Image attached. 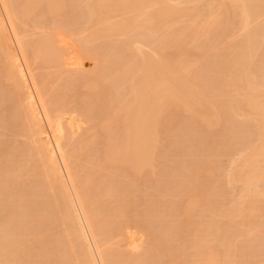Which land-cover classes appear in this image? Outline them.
<instances>
[{"label": "rangeland", "instance_id": "1", "mask_svg": "<svg viewBox=\"0 0 264 264\" xmlns=\"http://www.w3.org/2000/svg\"><path fill=\"white\" fill-rule=\"evenodd\" d=\"M17 1V3H20L21 2V4L23 3L22 1H20V0H16ZM66 1V0H65ZM86 1L87 2H89L90 0H79L78 2H76L75 3V5L73 6V5H71L70 4V0H68V1H66V6L67 5H70V7L69 6H67V9H66V7H65V9L60 13V14H58V15H55V17H53L54 15H52V18H51V15H46V13L47 12H45L44 11V14H43V17H42V15H41V13H43V10L44 9H42V7H40L39 6V9L40 10H35L34 11V13H33V15H31V16H29L28 18H24V23L27 25V26H23L24 24H20L19 26H20V30L23 32V34L25 33V35H26V37H27V39H29L30 40V38H32L31 40H33L31 43H35V41H36V38L38 39L41 35H42V33L44 34V32H46L47 33V31L49 30V29H47V31H45V29L42 27V29L43 30H35V29H32V28H28L29 27V25L31 24V23H33L34 24V22H33V20H35L36 22H37V20H40V18H41V24L39 23V22H37L38 24H39V26L41 27L42 26V22H48L47 24H48V28L49 27H51L49 24L50 23H54V21L55 22H57V20H58V22L57 23H60V21H62L63 19L65 20V19H67V17H68V15L72 12V13H74V12H76V14L74 13V14H70L71 16L70 17H68V19L67 20H65L66 22H64V20L62 21L63 23H65V24H63L62 22L60 23V24H62V25H64L65 27L64 28H66V26H67V24H68V26L70 25V27H71V24L73 23V22H75V27H77L76 28V32L78 33V35L77 36H74V38L73 39H82L83 37H85L86 35H87V33H88V28L90 27V26H88L87 24H86V20H85V15H84V5L86 4ZM143 3L140 5V9L139 10H136V11H134L133 13V16H132V12L130 13V15L132 16V18L131 19H133L134 20V18L135 19H137L139 16H142L141 18H144L145 16H148V15H152V14H154L153 15V17H151V18H154L155 16H157V12H158V10L160 9V5H158V2L159 1H165V3L166 4H163V6L165 7V11H171V10H178L179 12H181L182 11V13H183V15L181 14V16H180V14H178L179 16H180V19L178 18L177 19V21H179L180 20V22L177 24V22L176 21H174L175 19V17L174 16H172V17H174L173 19H172V17H171V19L170 18H165V19H163L162 21H158V19L157 18H154V20L155 19H157V21L159 22V24H158V27L156 28L157 30L155 31V33L153 32H151V31H153V30H155V29H153V30H151V31H148L149 33H147V30L145 31H143V28L141 27V24H144V23H140V26H138V29H137V27L136 26H133L134 28H132L131 27V30H130V26H129V29L128 28H126L125 29V27H124V29H125V31L124 32H117L116 31V34H114L115 33V31L113 32V30L115 29H117L118 30V27H116V25L115 24H119L120 22H121V20H123V16L122 17H119V16H121V15H118V14H120L119 13V11H115V10H118L119 8L117 7V6H112V9L109 7V8H106V9H104V12L105 11H107V15H108V11L110 12L109 13V17L107 18L108 20H107V25H106V27H116V28H114L113 27V29H112V31L111 32H109V36H110V38H106V37H101V38H96L93 42H91V44H90V46L88 45V47L91 49L92 48V50H94V51H97V49H98V51L96 52V53H98L99 55H98V64H97V62L95 61V60H89V59H87L86 60V65H87V67H88V70H86L87 72H84V74H82V73H74L75 75H78L79 77L81 76V78H78V76H76V78H75V76H74V74L72 73V72H67V74H64V69H59V68H56V70H55V68L54 69H52L53 67L51 66V68H50V66H48L49 68L48 69H42V68H46V67H44V66H42V65H37V68H40V70H38V71H36V74H38V75H48V81L50 82H48V84H47V87L49 88L50 87V89L49 90H52V94H53V92H54V96H56L57 97V95H58V92H60L59 91V89L61 88V87H64L65 86V88L67 87V90L69 89L70 90V92H68V94L69 93H71V94H69V96L71 97L72 95H74L75 94V96H72L73 98L75 97V99H73V98H71V102H72V106L74 107V102H81L82 100L81 99H85V101L84 102H81L82 104H83V106H85L86 105V107L88 108V106L87 105H89V104H92V105H89L90 107V111H92L91 113H93L94 114V117L92 116L93 114H91V117H93L92 119L95 121V122H97V123H101L100 121L102 120V122H103V120L105 121L107 118H108V121H109V123H111L112 125H113V123L114 124H116L115 122H117V126L118 125H120L121 124V122H122V120L121 119H123V116L122 115H124V112L123 111H125L124 109H125V107L127 106L126 104H128V103H130L131 101V96H132V98H133V96L135 97V96H137L138 94V92H136V87H135V90L133 89L134 88V86H136V79H137V77H133V74H135V72L133 73H131L130 71H133V69L135 70V68H137V65H139V62L140 61H143V59H141V58H144L145 56H143V55H145V54H147V56H151V58H148V61L149 62H153V64L154 65H156V66H159V68L160 69H163V70H165L167 73H168V77L170 78V80H172L173 81V83H174V85H176V87H178L177 86V84H178V82H176L177 81V79H179L178 77L180 76V75H182V76H180V77H183V78H180V80L181 79H185V81H186V84H184V83H182V84H184L183 86H184V89L188 92V91H191V90H194V86H193V84L194 85H197L198 87H200V88H203V86H204V88L202 89V90H205V89H208V90H205L204 92L211 98L210 100H213L212 101V103L215 105V103H216V105H215V107H216V110H217V112H218V118H217V120H216V122L214 123V124H212V126H210V125H206V126H204V122L202 121V120H194L193 119V117H192V115L193 114H191V115H189L190 114V112H187V110H188V108H183L182 107V109L180 108L181 106H178L177 104H175L176 105V107L175 106H173L174 105V100H172V95L170 96H168V98H167V101H166V99H165V102L166 103H168L167 105L165 104V102H160V105L162 106V109H161V112H160V114H159V116L157 117V118H155L154 119V121H152V123H153V126L152 127H150L149 129H148V131H147V133H146V142H145V145H147V146H152V147H154V156H152V158H149L148 160H147V166L146 167H144V168H142V170L140 171V173L139 174H134L132 171H130V170H126L125 168H123L121 165H118V164H113V165H110V167H107V166H109V165H107V164H105L104 163V161H105V153H106V151H105V145H104V142H105V144H106V139H105V137H104V135H105V133L103 134V132H99L98 130H97V132L98 133H96V128L94 129V127L93 128H91V125H90V127H89V125H87L86 127H84V125L82 126V128L84 127V129L86 130H84L82 133H81V135L82 134H84L82 137H81V139L79 140V141H76V143H78V142H80V141H83V139H86V138H89L88 140H90L92 137H93V142H91L90 143V141H88L87 139L86 140H84V143L85 144H87L88 142L90 143L88 146H90L89 148H90V157L89 158H93L92 160L93 161H95L94 163L96 164V163H98V164H96L97 166H101L102 164L104 165L105 164V166H103V169H101L102 170V172L101 171H99L100 173H99V175H98V171L97 172H95L96 174L95 175H97V176H93L94 177V179L92 178L91 179V181L92 182H89V186H87V191H88V188H90L89 190L91 191V189H92V191H91V195H93V194H97L98 195V188L100 189L99 191H101V189H103V187H108V186H110V184H112V185H115L116 184V181L114 182L113 181V178L115 179V180H117V182H120V183H124V184H119V183H117L116 185H115V187L113 188L114 189V194H112L111 196H109V197H105L103 194H102V192H100L102 195H103V197H101V196H99L100 197V203L101 204H99V211H102V212H100V213H102V214H105L106 213V211H103V210H105V207H109V209L108 208H106V209H108L107 211H108V214L106 213V215L105 216H109V214L111 213L112 214V212H115V210L114 209H116V211H118V209L120 208L121 209V214L124 212V215L122 214H120V209H119V213H116V214H120L121 215V217H120V215H116L115 217L116 218H114V217H109L108 219H106V220H102V222H101V225H102V228H107L108 227V229H106V232L108 231V232H110L109 231V228L110 229H113V227L115 228H117L118 229V227H119V229L118 230H120V232L119 233H116L119 237L121 236V235H123V237H120V238H118V237H116V240H113V239H115V238H113L112 240H110L105 246H103V249L104 250H107V252L110 254L111 252H113V253H117L116 255L118 256V255H120V256H118V257H116L117 258V260H119L120 262H118L117 261V263L116 264H127L128 262H127V260H128V258H130V256H131V259L130 260H132V258H134L135 257V255H136V257H135V259H133V261H135V260H141V263L140 264H151L152 263V261H155V262H153L152 264H156L157 262V264H168V263H165V261L167 262V261H170V263L171 264H173V262H174V260H176L175 262H174V264H180L181 262V264H186V263H188L189 261H190V259L192 260L193 259V254L191 253V252H193V250L191 249V245H190V242L192 243V239H193V237H194V235L195 234H198L197 232H199V231H201V230H199L202 226H203V224L205 223V221H206V219L208 218H211L210 216H211V214H213L215 217L214 218H217V217H219V216H217L216 217V215H218L216 212H218L220 209H222L223 208V206H221L220 207V209L218 210V211H215L219 206H220V204L221 205H225L224 206V208L223 209H225V208H229L228 206H232L234 203H235V201H237L238 200V197H240V195L242 194V192L243 191H245V190H249V189H254V190H257V192L255 193V196H254V199H253V195H252V197L249 199V197H248V199H247V195L245 196V195H243L244 197H246V200L247 201H251L250 203H252V202H254L255 203V205L256 206H258V208H259V206L261 207L260 209L261 210H264V209H262L263 208V206H264V196L263 197H261V195H262V191H264V178H260V179H258V180H256V181H254V186H255V188H254V186H251V187H246L245 185H244V181H242L241 179H237V181H239L240 180V182H238V183H235V182H237V181H235V182H233V184L235 183V185H231L230 184V181H229V176H231L233 173H231L232 171H234L235 172V170L236 171H238L239 169V172L242 170L240 167L239 168H237L236 167V165L238 164L239 165V163H241L242 162V160H244V158H241L242 156L243 157H245L246 156V154H247V152L250 150V147L251 148H253V146L256 144L257 145V143H258V140H257V138H258V127H257V124H256V121L255 120H257V117L254 115V114H252V112H250L249 110H247V109H245V107L243 108V110L245 109L246 110V112H244L243 110H241L242 111V113L241 112H238V116L236 117V115H231L230 113H224V112H226L225 110H224V112L222 111V107H223V103H226V101H227V98L226 97H224V96H221L222 97V99H221V97H219V98H217L218 96H216L217 94H215L216 92V88L218 89V87L221 85V82L222 81H220V78H218L217 76H221V74L223 73V71H225V69H226V66H225V62H227V61H229V59L231 60L232 58H230L231 56H233V54H234V52L232 53V55H230L231 53L230 52H232V49L230 50V48H231V46H233V45H238L239 43H241L240 41L242 40L243 41V35H242V33H241V31H239L240 30V26H238L237 25V22L239 21V17L236 15V14H234V11L235 10H233L234 8V6H232V4L230 3V0H225L224 1V4L222 3V1L220 2V0H215L216 2H214V5H213V2H212V0H141ZM154 1V2H153ZM170 1V2H169ZM214 1V0H213ZM228 1V2H227ZM245 2H249L250 3V5L254 8L255 6H258V5H254V3H259L260 5L259 6H263L264 5V0H259V2H258V0H244ZM67 2H69V3H67ZM153 2V3H152ZM168 2V3H167ZM156 3V4H155ZM175 3V4H174ZM21 4H19V5H21ZM79 4V5H78ZM83 4V5H82ZM151 4V5H150ZM153 4H155L154 6H153ZM177 4V5H176ZM231 4V5H230ZM78 5V6H77ZM212 6V7H210V6ZM41 6H43V5H41ZM75 6H77V7H75ZM80 6V7H79ZM222 6V7H221ZM258 6V7H259ZM44 7V6H43ZM72 7V8H71ZM74 7V8H73ZM175 7H177V8H175ZM210 7V8H209ZM220 7V8H219ZM45 8V7H44ZM68 8H69V10H68ZM76 8V9H75ZM83 8V9H82ZM180 8H182V9H180ZM184 8V9H183ZM203 8H205V9H207V8H209V9H220V16H221V25L220 26H222L221 28H219V29H217V28H214L213 29V32H211V34L213 35L212 37L209 35V36H206L205 38L203 37V35H202V37H201V35H200V37L201 38H199V39H197V36H195L192 32L190 33V31H193V29H195L194 27H197L196 25L197 24H199V22H198V20L199 19H197V21H196V17H194V15L196 16L197 14H198V12H202L203 10H205V9H203ZM257 8V7H256ZM72 9H75L74 11L72 10ZM110 9H111V11H110ZM113 9H115V10H113ZM67 10V11H66ZM81 10V11H80ZM83 10V11H82ZM68 11H71L70 13H68ZM41 12V13H40ZM82 12V13H81ZM103 12V11H102ZM101 12V13H102ZM118 12V13H117ZM175 12V11H174ZM39 13V14H38ZM80 15H79V14ZM140 13H141V15H140ZM148 13H150V14H148ZM176 13V12H175ZM82 14V15H81ZM104 14V13H103ZM144 14V15H143ZM167 14V13H166ZM177 14V13H176ZM187 14V15H186ZM38 17H37V16ZM41 15V16H40ZM46 16V18L49 20H46V18H44L45 16ZM74 15V16H73ZM129 15V16H130ZM134 15H135V17H134ZM262 15H264L263 13H262ZM262 15H260V17L258 18V16L257 17H253L252 19H251V21L249 22L250 24L248 25L249 27V30H251L252 29V31L254 30V29H256L254 32H252L253 33V37H252V40H251V42H252V47H253V50H254V44H256L255 45V52H253V53H255V54H253V56H252V59H254L252 62H254V64L253 65H251L249 68H250V70H251V73H253V76H257V77H253L254 79H253V81H254V84H255V86L256 87H259L260 85V87H263L264 86V30H263V28L262 27H264V19H263V17L264 16H262ZM40 16V17H39ZM65 17V16H67V17H65V18H63V17ZM81 16V17H80ZM114 16V17H113ZM129 16L127 17L128 19H130L129 18ZM179 16H177V17H179ZM193 16V17H192ZM31 17V18H30ZM75 17V18H74ZM83 17V18H82ZM137 17V18H136ZM185 17V18H184ZM262 17V18H261ZM30 18V19H29ZM33 18V19H32ZM37 18V19H36ZM56 20H55V19ZM140 18V20L142 21L143 19H141ZM183 18V19H182ZM257 18V19H256ZM51 19H53V20H51ZM71 19H74V21H72ZM32 20V21H31ZM70 20V21H69ZM133 20H131V21H133ZM137 20H139V19H137ZM31 21V22H30ZM120 21V22H119ZM182 21H185V22H183V23H181ZM30 22V23H29ZM70 22H71V24H70ZM79 22V24H77ZM83 24H82V23ZM109 22V23H108ZM117 22H119V23H117ZM134 22H135V20H134ZM136 22H138V21H136ZM169 22V23H168ZM172 22V23H171ZM193 22V23H192ZM240 22V21H239ZM238 22V23H239ZM128 23H129V21H128ZM139 23H137V24H139ZM155 23H156V20H155ZM163 23V24H162ZM165 23V24H164ZM196 23V24H195ZM46 24V25H47ZM54 24H56V23H54ZM78 26H77V25ZM131 24V26H132V23H130ZM133 24H135V23H133ZM157 24V23H156ZM172 24H175V25H172ZM193 24V25H192ZM195 24V25H194ZM235 24V25H234ZM32 25V24H31ZM45 25V24H44ZM59 25V24H58ZM95 25V24H94ZM94 25H93V27H94ZM129 25V24H128ZM136 25V24H135ZM172 25V26H171ZM178 25V26H177ZM192 25V26H191ZM23 26V27H22ZM61 26V25H60ZM83 26H85L84 28L85 29H83L82 27ZM96 26V30H98L99 29V27H100V25L99 24H97V25H95ZM98 26V27H97ZM119 26V25H118ZM167 26V27H166ZM169 26V27H168ZM181 26H182V28H181ZM258 26H260L259 28H258ZM26 27H27V29H26ZM30 27H32V26H30ZM75 27H74V29H75ZM91 28V29H95V27L94 28ZM141 27V28H140ZM162 27V28H161ZM164 27V28H163ZM185 28V30H180V29H184ZM22 28V29H21ZM79 28V29H78ZM82 28V29H81ZM121 28V27H120ZM119 28V29H120ZM174 28V29H173ZM175 28H177V30H175ZM234 28L236 29V30H234ZM254 28V29H253ZM262 28V29H261ZM128 29V30H127ZM160 29V30H159ZM233 29V30H232ZM261 29V30H260ZM260 30V31H259ZM32 31V32H31ZM81 31V32H80ZM119 31H123V30H119ZM158 31V32H157ZM176 31V32H175ZM230 31H232V32H230ZM263 33H262V32ZM85 32V33H84ZM173 32V33H172ZM256 32H257V34H256ZM27 33V34H26ZM36 33V34H35ZM144 33V34H143ZM158 33V34H157ZM183 33V34H182ZM232 33V34H231ZM250 33H251V31H250ZM251 33V34H252ZM261 35H259V34ZM33 34V35H32ZM80 34V35H79ZM81 34H83V35H81ZM89 34V33H88ZM143 35V37H142V35ZM186 34V35H185ZM191 34H193L194 36L193 37H191ZM166 35V36H165ZM182 35V36H181ZM259 35V36H258ZM166 38H165V37ZM176 37V39H178V40H176L175 39V37ZM145 37V38H144ZM147 37V38H146ZM168 37V38H167ZM173 37H174V39L176 40V42H175V40H174V44L172 43L173 42V40L172 41H170L171 40V38L173 39ZM179 37V38H178ZM208 37H210V39L208 38ZM242 37V38H241ZM162 38V39H161ZM184 38V39H183ZM191 38H194V40H192ZM263 38V39H262ZM98 39V40H97ZM189 39V40H188ZM209 39V40H208ZM235 39V40H234ZM30 40V41H31ZM174 45H172V44H168L169 43V41ZM183 40V41H182ZM238 40V41H237ZM158 41V42H157ZM164 41V42H163ZM194 41H196V42H194ZM236 41L238 42L237 44H236ZM256 43H255V42ZM138 42H140V43H138ZM179 42V43H178ZM229 42H231V43H233V44H230ZM76 43V42H75ZM165 43V44H164ZM179 45H178V44ZM138 44V45H137ZM141 44V45H140ZM156 44V45H155ZM168 44V45H167ZM229 44H230V46H229ZM167 45V46H166ZM170 45H171V47H170ZM166 46V47H165ZM169 46V47H168ZM95 47V48H94ZM155 47V48H154ZM157 47V48H156ZM173 47V48H172ZM135 48V49H134ZM153 51V52H155V53H153V52H151V50ZM136 50H137V52H136ZM162 52H161V51ZM217 50V51H216ZM105 51H107L106 53H103V52H105ZM110 51V52H109ZM135 51V52H134ZM226 51V52H225ZM230 51V52H229ZM112 52H113V54H114V56L112 55ZM145 52V53H144ZM157 52V53H156ZM159 52V53H158ZM216 52V53H215ZM139 53H140V55H139ZM143 55H142V54ZM150 53V54H149ZM153 53V54H152ZM221 53H222V55H221ZM102 54V55H101ZM104 54H107V56L109 57H104L105 55ZM152 54V55H151ZM161 54V55H160ZM214 54L215 55H217V57H218V59H216L217 57L216 56H214ZM224 54H225V56H224ZM229 54V55H228ZM221 55V56H220ZM227 55V56H226ZM111 56V57H110ZM147 56H146V58H147ZM158 58H157V57ZM166 56V57H165ZM214 56V57H213ZM115 58V59H113V61L111 60V58ZM224 57H226V58H224ZM133 58V59H132ZM153 58H154V61H153ZM156 58L157 59H159L160 58V63H158V60H156ZM170 58V59H169ZM223 58V59H222ZM228 58V59H227ZM105 59H109V62L107 63V60H106V65H105V61L104 60ZM138 59H140V61L138 60ZM166 59V60H165ZM100 60V61H99ZM155 60H156V62H155ZM168 60V61H167ZM225 60V61H224ZM115 61V64L113 63ZM133 61V62H132ZM137 61H139V62H137ZM163 63H162V62ZM168 63H170V64H168ZM217 61V62H216ZM222 62V64H221V62ZM100 62H102V64L100 63ZM104 62V63H103ZM110 63V64H109ZM132 63L134 64L133 66H132ZM141 63V62H140ZM176 65H175V64ZM185 63V64H184ZM212 63H213V65H212ZM216 63V64H215ZM96 64V65H95ZM130 64V65H129ZM137 64V65H136ZM150 64H152V63H150ZM159 64H163V66H164V68H162V67H160L161 65H159ZM221 64V65H220ZM102 65V66H101ZM110 65H113L112 67L110 66ZM116 65V66H115ZM123 65V66H122ZM127 65V66H126ZM172 65V66H171ZM183 65H184V67H183ZM210 67H209V66ZM100 66V67H99ZM105 66V67H104ZM107 66H109L108 68H107ZM119 66V67H118ZM125 66V67H124ZM133 68H132V67ZM179 66H180V68H179ZM205 66V67H204ZM211 66H212V70H211ZM223 66H225V68L223 67ZM95 69H94V68ZM99 67V68H98ZM103 67H104V69H103ZM114 67V68H113ZM122 67L123 68H127L125 71L122 69ZM130 67L132 68V70H130ZM135 67V68H134ZM166 67H167V69L168 70H166ZM181 67H183V68H181ZM1 68V67H0ZM119 68V69H118ZM121 68V69H120ZM178 68H179V70H178ZM214 68V69H213ZM219 68V69H218ZM221 68H223V69H221ZM42 69V70H41ZM107 69H109V72L107 71H103V70H107ZM117 69H118V71H117ZM181 69H182V71L185 69V73L184 74H182L183 72L181 71ZM218 69V70H217ZM2 70V69H1ZM0 70V71H1ZM54 70V71H53ZM110 70H111V72H110ZM210 70L212 71L211 73L213 74V72H214V74L212 75V74H210ZM53 71V72H52ZM57 71V72H56ZM60 71V72H59ZM115 71V72H114ZM117 71V72H116ZM122 71H124V74H123V72ZM180 72V73H178V72ZM189 71H190V73H189ZM221 71H222V73H221ZM26 72V71H25ZM56 72V73H55ZM66 72V71H65ZM119 72H121L123 75H124V77H123V75H121V73H119ZM130 72V73H129ZM172 72L173 73H175V74H177L178 75V77H176V76H174L173 74H172ZM182 72V73H181ZM196 72V73H195ZM199 72H200V74H199ZM221 73V74H219V73ZM116 73V74H115ZM215 73H216V75H215ZM0 86L2 87H0V108H2L1 110H0V123H1V125H0V153H1V156L0 157H5L4 158V160H3V158L1 159L0 158V160H2L1 162H0V177H1V175H3L2 177H1V179H0V181L1 180H3L4 178H5V176H7V178H5V179H11L10 177L12 176V173L11 172H13V174H17V176H18V173H19V171H21V169L22 168H25V166H24V164H27L26 162H28L29 163V161H30V158H28L29 156H30V144H29V140L27 139L26 140V138L23 136V137H21L22 135H18V138H17V136H15V135H13V132H12V128H11V125L12 124H14V122L13 121H15V120H13V118H10L8 115H10L9 114V112H11L12 110H13V112L15 113L16 112V107H17V102L19 101V100H17L18 98H17V96H20V94L18 95V93L17 92H15L16 90H14V88L12 87V84H11V82L6 78V75H4L3 76V72H0ZM73 74V75H72ZM97 74V75H96ZM110 74V75H109ZM139 75H138V77L140 76V75H144V72H142V74H140V73H138ZM180 74V75H179ZM198 74V75H197ZM219 74V75H218ZM51 76V78L52 79H50V76ZM63 75H65L66 77H69L68 78V82L66 81L65 82V80H67V78L66 77H64ZM71 76V80H69L70 79V76ZM82 75H83V77H82ZM114 75L117 77L118 76V79L117 78H115L114 77ZM187 75V76H186ZM208 75H211L212 76V78H211V76H209L208 77ZM64 77V78H62V77ZM72 76L75 78V80H73L74 78H72ZM107 76H109L108 78H107ZM123 78H122V77ZM128 76V77H127ZM189 76V78L186 80V78ZM195 76V77H194ZM215 76V77H214ZM98 77V78H97ZM104 77H105V79H106V81H105V79H104ZM121 77V78H120ZM174 77V78H173ZM177 79H176V78ZM190 77L192 78V80L190 79ZM198 77V78H197ZM217 77V79H215ZM57 78H59V79H57ZM95 78V79H94ZM97 78V79H96ZM101 78L102 79H104V80H101ZM119 78H120V80H119ZM168 78V79H169ZM172 78V79H171ZM197 78V79H196ZM258 78V79H257ZM29 79H30V77H29ZM80 79H83V83L81 82V84L79 83L80 82ZM115 79V80H114ZM129 79V80H128ZM130 79H131V81L133 82V79H135L134 80V84L132 83V82H130ZM222 79V78H221ZM73 80V82L74 83H69L70 81H72ZM78 82H77V81ZM91 80V86H89L88 85V87L86 86V87H84V82H85V84H86V82H88L89 83V81ZM97 80V81H96ZM100 80V81H99ZM122 80V81H121ZM203 80V81H202ZM109 81H111V82H109ZM119 81V82H118ZM191 81L193 82V84L191 83ZM195 81V82H194ZM197 81L199 82V84H201V85H199L198 83H197ZM214 81V82H213ZM217 81H219V82H217ZM97 82V84H95ZM117 82V83H116ZM120 82H122L121 84H120ZM126 82V83H125ZM128 82V83H127ZM64 83H65V85H64ZM66 83H68L67 85H69V84H71L70 86H67L66 85ZM208 83L210 84V85H208ZM75 85V88L73 87V85ZM78 84V85H77ZM120 84V85H119ZM124 86H123V85ZM128 84V85H127ZM190 84V85H189ZM204 84V85H203ZM49 85V86H48ZM64 85V86H63ZM82 85V86H81ZM208 85V86H207ZM212 85V86H211ZM218 85V86H217ZM263 85V86H262ZM72 86V87H71ZM81 86V87H80ZM100 86V87H99ZM54 87V88H53ZM119 87V88H118ZM259 87V88H260ZM56 88V89H55ZM102 88V89H101ZM140 90H139V96H137L138 98H137V105H136V108L134 109V110H136L137 108H141L142 107V105L144 104V103H142L143 101L145 102V100H144V98H146V97H144L145 96V94H148V93H150L149 92V90H147L145 87L144 88H140V87H138ZM211 88H215L214 90H212ZM62 89H64V88H61V91H62ZM75 89V90H74ZM98 89H99V91L101 92H99L98 91ZM3 90V91H2ZM66 90V91H67ZM68 90V91H69ZM77 90V91H76ZM133 90V91H132ZM142 90H143V93H142ZM184 90V91H185ZM210 90L211 91H213V92H210ZM262 91H264V89L262 88L261 89ZM130 91V92H129ZM228 91V90H227ZM234 91V90H233ZM233 91L230 93V90L228 91L230 94H233V95H231L232 97H236V98H238V96L237 95H239V94H237V93H239L240 91H238V92H235L234 91V93H233ZM4 92V93H3ZM6 92V93H5ZM55 92H57V94L55 93ZM104 92H106V93H104ZM135 92V93H134ZM109 95H108V94ZM130 93V95H127V94H129ZM237 95H236V94ZM241 93V92H240ZM14 94V95H13ZM100 94H101V96H103V95H105L104 97H99L100 96ZM103 94V95H102ZM136 94V95H135ZM142 94V95H141ZM212 94V95H211ZM214 94V95H213ZM1 95H4V96H1ZM34 95H35V92H34ZM106 95H108V96H106ZM144 95V96H143ZM213 97L214 96V98H212L211 96ZM129 96V97H128ZM1 97H3V99L1 98ZM15 97H16V99H15ZM58 97H61L60 95H58ZM57 97V98H58ZM79 97V98H78ZM85 97V98H84ZM87 97V98H86ZM112 97V98H111ZM122 97H124V99L122 98ZM172 97V98H171ZM20 98V97H19ZM78 100H80V101H78ZM108 98L109 100H106V99ZM127 98H128V100H127ZM169 98H171L170 100H172V101H169ZM216 98V100H214ZM89 99V100H88ZM93 99V100H92ZM101 100V99H103V101H101L100 103H99V100ZM105 99V100H104ZM134 99V98H133ZM225 99V102L223 101ZM264 96H263V98H260V101L261 102H263V104H264ZM73 100V101H72ZM77 100V101H76ZM86 100H88V104H87V102H86ZM97 100V101H96ZM111 100V101H110ZM126 100L128 101L127 103H126ZM163 100V99H162ZM217 100H220V101H217ZM3 101V102H2ZM91 101V102H90ZM108 103H107V102ZM118 101V102H117ZM215 101H217V102H215ZM95 102H96V105L97 106H95L94 105V109H92L91 110V108H93V104H95ZM105 102V103H104ZM223 102V103H222ZM4 103V104H3ZM15 103V104H14ZM103 103L104 104H107L106 106L105 105H103ZM163 103V104H162ZM176 103V102H175ZM220 103V104H219ZM110 104V105H109ZM126 105V106H124V105ZM219 104V105H218ZM222 104V105H221ZM70 105V107L72 108V106ZM109 105V106H108ZM118 105V106H117ZM129 105V104H128ZM171 105V106H170ZM221 105V106H220ZM102 106V107H101ZM106 107V109L105 110H102L101 108H103V107ZM120 106H124V108L122 109ZM167 106V107H166ZM173 106V107H172ZM12 107V108H11ZM95 107H96V109H95ZM99 107V108H98ZM104 107V108H105ZM114 107V108H113ZM197 108H195V109H198V106H196ZM219 107H221L222 109H221V111H220V108ZM9 110V112H8V110ZM11 108V109H10ZM14 108V109H13ZM103 108V109H104ZM109 108V109H108ZM121 108V109H120ZM179 108V109H178ZM219 108V109H218ZM4 109H6L7 110V112H8V115H6L5 113L6 112H4L5 110ZM170 109V110H169ZM120 110V111H119ZM180 110H182V111H180ZM185 110V111H184ZM200 112L203 110L202 108L200 109H198ZM2 111H3V114H2ZM97 113H96V112ZM98 111H99V113H98ZM101 111V112H100ZM118 111V112H117ZM121 111H122V113H121ZM189 111V110H188ZM247 111H249V113L247 112ZM104 112V113H103ZM107 112H108V114H107ZM121 114H120V113ZM220 112V113H219ZM101 113V114H100ZM103 113V114H102ZM116 113H117V115H116ZM163 113V114H162ZM192 113V112H191ZM241 113V114H240ZM245 113H246V115L248 116H246L245 115ZM100 114V115H99ZM109 114H110V116H109ZM227 114V115H226ZM230 114V115H229ZM250 114H252L251 115V117H250ZM5 115V116H4ZM97 115H98V117L100 118V120H99V118L97 117ZM106 115V116H105ZM112 115H113V118H111L110 119V117H112ZM104 118H106V119H103V117ZM121 116H122V118H121ZM165 116V117H164ZM228 116V117H227ZM3 117H6V119L5 118H3ZM102 117V118H101ZM231 117V118H230ZM236 117V118H235ZM95 118V119H94ZM111 121H110V120ZM114 121H113V120ZM160 119V120H159ZM190 119V120H189ZM255 119V120H254ZM159 120V121H158ZM225 120H226V122H225ZM9 121V122H8ZM158 121V122H157ZM194 121V122H193ZM237 121V122H236ZM5 122V123H4ZM162 122V123H161ZM231 122V123H230ZM9 123V124H8ZM12 123V124H11ZM158 123H159V126H161V127H159L158 126ZM164 123V124H163ZM3 124H5L6 126H4ZM116 125H114L113 127H115ZM243 125V126H242ZM116 126V128H113V129H116V131L115 130H113L114 132H113V136L115 137V136H117L116 134H119V132H120V130H117V129H119L118 127ZM232 126V127H231ZM4 127V128H3ZM6 127V128H5ZM12 127H13V125H12ZM157 127H158V129H157ZM207 127V128H206ZM230 127V128H229ZM236 127V128H235ZM87 128H91L90 130L89 129H87ZM174 129V130H173ZM234 129V130H233ZM9 130V131H8ZM8 131V132H7ZM12 133H11V132ZM90 131V132H89ZM119 131V132H118ZM158 131V132H157ZM169 131V132H168ZM226 131V132H225ZM232 133H231V132ZM235 132V134H233L234 132ZM117 132V133H116ZM230 132V133H229ZM96 133V134H95ZM100 133V134H99ZM245 133V134H244ZM97 134H99L98 136H97ZM159 134V135H158ZM236 134H238V135H236ZM153 135H155V137L153 136ZM227 135V136H226ZM230 135V136H229ZM240 135V136H239ZM13 136V137H12ZM92 136V137H91ZM95 136V137H94ZM158 136H159V138H158ZM187 136V137H186ZM234 136V137H233ZM151 137L152 138H154V141L151 139ZM183 137V138H182ZM185 137V138H184ZM96 138V139H95ZM178 138V139H177ZM166 139H168V140H166ZM182 139V140H181ZM86 141V142H85ZM100 141V142H99ZM158 141V142H157ZM171 141V142H170ZM190 141V142H189ZM27 142H28V144H27ZM97 142V143H96ZM99 142V143H98ZM181 142H182V144H181ZM187 142V143H186ZM8 143V144H7ZM25 143H26V145H25ZM94 143V144H93ZM170 143V144H169ZM15 144V145H14ZM83 144V143H82ZM179 144V145H178ZM191 144H193V145H191ZM219 144L221 145V146H219ZM5 145V146H4ZM22 146V148L21 147H19V146ZM23 145H24V147H26V150H25V152L27 151V155L28 156H25V155H23L24 153V150H23ZM93 145V146H92ZM224 145V146H223ZM10 146V147H9ZM29 146V147H28ZM87 146V147H88ZM96 146V147H95ZM97 146H98V148H97ZM101 146V147H100ZM156 146H157V148L159 149H157L156 148ZM175 146V147H174ZM194 146V147H193ZM218 146V147H217ZM92 147V148H91ZM191 147V148H190ZM193 147V148H192ZM197 147V148H196ZM247 147V148H246ZM19 150H18V149ZM100 148V149H99ZM185 148L186 149H197V151H195V152H193V151H188V150H186V151H184L185 150ZM217 148V149H216ZM221 148V149H220ZM223 148V149H222ZM226 148V149H225ZM249 148V149H248ZM7 149V150H6ZM25 149V148H24ZM27 149H29V150H27ZM161 149V150H160ZM178 149V150H177ZM195 149V150H196ZM247 149V150H246ZM4 150V151H3ZM10 150V151H9ZM18 152H17V151ZM22 150V151H21ZM97 150V151H96ZM164 150V151H163ZM246 150V151H245ZM8 152V153H6L5 154V152ZM13 151V152H12ZM15 151V152H14ZM29 151V152H28ZM94 152V153H97V155L96 154H94V153H92V152ZM156 151H159V152H157L156 153ZM233 151V152H232ZM245 151V156H244V154H243V152ZM3 152H4V154H3ZM9 152H10V157H9ZM19 152H21V154H19ZM180 152V153H179ZM15 155H14V154ZM16 153H18L19 155H17V156H21L20 158L19 157H17L16 156ZM28 153H30V154H28ZM93 155H92V154ZM173 153V154H172ZM184 153V154H183ZM188 153L189 154H191L190 156L188 155ZM195 153V154H194ZM216 153V154H215ZM8 154V155H7ZM158 154V155H157ZM179 154V155H178ZM6 155V156H5ZM13 155L15 156V159H14V157H13ZM99 155V156H98ZM210 155H211V157H210ZM12 156V157H11ZM23 156V157H22ZM34 156V161L36 162V164L37 163H39L40 164V158L38 157V156H36V155H33ZM94 156V157H93ZM97 156V158H95ZM223 156V157H222ZM7 157H8V159H7ZM17 157V158H16ZM26 157V158H25ZM101 157V158H100ZM153 157H156V158H153ZM172 157V158H171ZM191 157H193V158H191ZM218 157V158H217ZM10 158H12V159H14V160H18V159H21L22 158V160L24 161L25 160V162H23L22 160L20 161V160H18V164H16V163H14V162H12V161H14V160H10ZM28 158V159H27ZM35 158L36 159H38V161L37 160H35ZM83 158V159H82ZM81 158V162H80V166H82L83 164V168H84V170H86L87 169V162H84V161H86L85 159H86V157L84 156V157H82ZM89 158H88V160H89ZM224 158V159H223ZM102 159H103V162H102ZM234 159V160H233ZM240 159V160H239ZM9 160V161H8ZM26 160H28V161H26ZM87 160V161H88ZM100 160H101V162H102V164L100 163ZM99 161V162H98ZM222 161V162H221ZM229 161V162H228ZM4 162V163H3ZM10 162H12V163H14V165L11 163L10 164V166L8 165V163ZM19 162H20V164L21 165H23V167L20 169V170H17L16 172L15 171H10V170H8V169H11V168H13V167H15V170L17 169L16 168V166H19L20 164H19ZM213 163L212 164V166L215 168V170L211 173V174H208V173H206L205 171H206V168L208 167L207 165H211V163ZM230 162H231V164H230ZM235 162V163H234ZM239 162V163H238ZM22 163H24V164H22ZM100 163V164H99ZM234 163V164H233ZM16 164V165H15ZM39 164H37L38 166V168H39ZM172 164V165H171ZM220 164V165H219ZM229 164V165H228ZM4 165V166H3ZM20 165V166H21ZM195 165V166H194ZM196 165H197V167H196ZM206 165V166H205ZM233 167H232V166ZM6 166H9V168L8 169H6L7 167ZM85 166V167H84ZM172 166H173V168H172ZM175 166V167H174ZM216 166V167H215ZM228 166V167H227ZM231 166V167H230ZM240 166V165H239ZM6 167V168H5ZM11 167V168H10ZM198 168L197 170H196V168ZM202 167H204V168H202ZM206 167V168H205ZM218 167H220V168H218ZM229 167H230V169H229ZM2 168H5V170H8V171H10V173L8 172V171H6V172H4V170L2 169ZM86 168V169H85ZM170 168H171V170H170ZM175 168H177V169H175ZM190 168H192V169H190ZM202 170H201V169ZM219 170H218V169ZM235 169V170H233V169ZM14 169V168H13ZM40 169V168H39ZM38 169V171H39V173H42V171L41 170H39ZM120 169V170H119ZM126 170V171H124V170ZM168 169H169V171H168ZM185 169V170H184ZM205 169V170H204ZM216 169H217V171H216ZM12 170V169H11ZM113 170V171H112ZM122 170V171H121ZM164 170H165V172H164ZM176 170H179V171H176ZM187 170V171H186ZM194 170V171H193ZM195 170L196 171H201V173H203L204 175H201V173H200V171H199V173H200V175H198L200 178H201V180H199L200 178L198 177V176H196L195 178L196 179H194V176H195ZM203 170H204V172H203ZM173 171H176V172H174V173H176V174H174L173 173ZM107 172V173H106ZM114 174H113V173ZM168 172V173H167ZM170 172V173H169ZM182 172H183V174H182ZM192 172H193V174H192ZM229 172V173H228ZM5 173V174H4ZM7 173V174H6ZM30 173H32V174H30ZM118 173V174H117ZM120 173V174H119ZM128 175H127V174ZM131 175H130V174ZM171 173H173L170 177L168 176V174H171ZM179 175H178V174ZM214 173V174H213ZM11 174V175H10ZM35 173L34 172H29V175H28V173H19V178H17V176H16V179H14L15 181H17V182H15V183H12L11 182V186L13 187H17V192H18V195H19V197L20 198H23L24 196H25V198H27L26 196H27V194H29V198H30V200H28L29 201V203L30 204H28V203H26V205L23 203L22 204V200L20 199V201L21 202H19L18 200V202L20 203V204H17V202H16V199H17V192L15 191V195H16V197H15V199H11V201L9 200V198H10V196H8L9 198L7 199V198H5L4 200H6V202H4L3 203V198L5 197V194L6 193H4L3 191H5V189H7V188H10L11 186L9 185V183L10 182H8V183H6L7 182V180H3V181H5L4 183H2L3 181H1L0 183V185H2V184H8L9 185V187L7 186V185H4V187H3V185L2 186H0L1 188H0V190L2 189V191H0V204H1V206L2 207H0L1 209H0V213L3 211L2 209L6 206V208H4L5 210H7V214L5 213V212H3V214L1 213L0 215H2V216H0L1 218H2V220H0V224H1V222H2V224H1V226H4L5 225V222H6V225L5 226H10V225H8V218H6V216L5 215H8L9 213H10V211L12 210V209H14V207H15V209H18L17 211H18V213L20 214V216L21 217H23V220H22V218L20 219V217L18 218H16V223H14L13 224V226H10V228H11V230L8 228V227H3V228H8L9 229V232L11 233H13V234H15V232H13L14 230L13 229H15V231L18 233V234H20V231H21V234L20 235H22V236H19L18 234L16 235V240L18 239V238H20V237H24V239H19L21 242H19V243H21V244H19L17 241H19V240H17L16 242H15V240H13L12 241V239H15V238H13L12 237V235L13 234H11V239H10V241H12L11 242V245H12V243H15L14 245H13V248H12V246H11V248H10V245H8V243H6V242H9V241H7L8 239H9V237H7L8 235L6 234L5 236H6V238H8L7 240H6V242L4 241V245H5V243H6V247L1 243L3 240H5V237H4V239H1V242H0V247L1 248H3V249H5V251L4 250H2L1 248H0V251L2 252V254L0 253V257H2V259L0 258V264H9V262H11L10 264H17L16 262H19L18 264H32V263H38V264H42V263H46L47 261H48V258H47V261H41V257L42 256H44V255H48L49 253H53V254H51V255H49L50 257L51 256H54L53 257V259L51 258L50 259V257H49V261L48 262H50L51 260H53V261H55V262H53V261H51V263H53V264H83L84 262L82 261L83 259H80L81 257L80 256H78L76 253H73L71 250L72 249H70L71 248V245H70V248H69V246L67 245V244H69V241H70V239L69 240H67L66 242H64L66 239H68V236H66L67 235V233H65V227H63L62 225H63V223H62V221H63V219H61V214H58V212H59V210L60 209H57L58 208V203H55L57 200H56V198H57V193H56V191L55 190H51V187L48 185H46V183H48V181L47 180H45V178H44V180H45V183H43L44 182V180H43V178L41 179V178H39V177H37L36 178V176L34 175ZM113 174V175H112ZM117 174V175H116ZM188 175V178H190L189 176L192 174V179H189V180H187L186 179V181L184 182V178H187V175ZM229 174V175H228ZM10 175V176H9ZM21 175V176H20ZM23 175V176H22ZM31 175H33V176H31ZM116 175V176H115ZM176 177H175V176ZM181 175V176H180ZM184 175V177H182ZM228 175V176H227ZM35 176V177H34ZM106 178H105V177ZM114 176V177H113ZM126 176V177H125ZM177 176H178V178H177ZM201 176H203V177H201ZM29 177V178H28ZM175 177V178H174ZM229 177V178H228ZM3 178V179H2ZM22 178V179H21ZM27 178V179H26ZM34 178V179H33ZM168 178L170 179V180H168ZM174 178V179H173ZM183 179L181 182L179 181V179ZM202 178H207L206 179V184H205V179H203V181H202ZM8 179V180H9ZM17 179H20V180H17ZM24 179V180H23ZM26 179V180H25ZM178 179V180H177ZM226 179H228V182L226 181ZM42 180V181H41ZM110 180H112V182L110 181ZM119 180V181H118ZM197 182H196V181ZM199 180V181H198ZM212 180V181H211ZM9 181H11V180H9ZM18 181H21V182H19L18 183ZM24 181H27V182H24ZM39 181V182H38ZM146 181H148V182H146ZM177 181V182H176ZM192 181V182H191ZM215 181V182H214ZM94 182V183H93ZM103 184H102V183ZM104 182H105V184H104ZM109 182H110V184H109ZM152 182V183H151ZM154 182V183H153ZM162 182H165V183H162ZM187 182H188V184H187ZM190 182L192 183V185L190 184ZM204 182V183H203ZM21 183V184H20ZM22 183H23V185H22ZM25 183V184H24ZM41 183V184H40ZM99 183H101V184H99ZM107 183H108V185H107ZM115 183V184H114ZM147 183V184H146ZM174 183V184H173ZM178 183V184H177ZM181 183V184H180ZM194 183V184H193ZM203 183V185H202V187H204L205 189H204V191L206 192L207 190H208V188H209V190H210V187L209 186H212L214 189H215V193L213 192L212 193V191L210 192V191H208L207 192V195H208V193L209 194H211L210 196L208 195V197H207V195H203V194H206L205 192H203V193H201V196L199 197L198 195H199V191H203V188L202 189H199V185L200 184H202ZM210 183V184H209ZM217 185H216V184ZM226 183V184H225ZM227 183H229V185L227 186ZM242 185H241V184ZM44 184L46 185V187H44ZM119 184V185H118ZM164 184V185H163ZM177 184V185H176ZM213 184H214V186H213ZM21 185V186H20ZM25 185H26V187H25ZM42 185H43V187H42ZM93 185V186H92ZM105 185V186H104ZM147 185H148V187H147ZM168 185H171V186H168ZM189 185V186H188ZM207 185V187H205ZM232 186V187H229V186ZM5 186H7V188L5 187ZM18 186H19V188H18ZM92 186V187H91ZM177 186H179V187H177ZM184 186V187H183ZM186 186H188L187 188H186ZM221 186V187H220ZM235 186V187H234ZM12 188V189H15V188ZM32 187V188H31ZM38 187V188H37ZM50 189H49V188ZM94 187V188H93ZM105 187V188H106ZM121 188V191H123V193L120 191V189H117V188ZM157 187V188H156ZM164 187H166V188H168L167 190H166V188L165 189H163ZM175 187V188H174ZM220 187V188H219ZM237 187V188H236ZM22 188V189H21ZM28 188V189H27ZM35 188V189H34ZM48 188V189H47ZM97 188V189H96ZM104 188V189H105ZM126 190H125V189ZM128 188V189H127ZM156 188V189H155ZM160 188V189H159ZM170 188H173V192H175V193H173V192H171L172 190L170 189ZM179 188H181V189H179ZM184 188V189H183ZM198 188V189H197ZM213 188H211V190L213 189ZM217 188L219 189L218 191H217ZM245 188V189H244ZM248 188V189H247ZM47 189V190H46ZM93 189L95 190V191H97V193H94L93 192ZM115 189H117L119 192H120V194H118L119 192H117V191H115ZM151 189H155L154 191L153 190H151ZM194 189V190H193ZM213 189V190H214ZM220 189H222V190H220ZM235 189V190H234ZM242 189V190H241ZM262 189V190H261ZM16 190V189H15ZM52 192H51V191ZM127 191V190H129V191H127V192H125V191ZM156 190H158V192L156 191ZM165 190V191H164ZM184 190V191H183ZM19 191H25L24 193H26V195H24L22 192H19ZM131 191H132V193H131ZM189 191V192H188ZM195 191H197L196 193H198V195L196 194V193H194ZM201 191V192H202ZM216 191H217V193H216ZM221 191V192H220ZM235 191V192H234ZM258 191L260 192L259 194H258ZM6 192V191H5ZM28 192V193H27ZM48 192V193H47ZM92 192H93V194H92ZM117 192V193H116ZM153 192V193H152ZM157 192V193H156ZM165 192V193H164ZM168 192V193H167ZM177 192H179V194L177 193ZM183 192V193H182ZM7 193H8V191H7ZM22 193V195L20 196V194ZM32 193V194H31ZM43 193H44V195H43ZM53 193H54V195H53ZM99 193V194H100ZM149 193V194H148ZM154 193H155V195L156 194H158L157 196H159V198L158 197H156V196H154ZM167 193V194H166ZM170 193V194H169ZM182 193V194H181ZM192 193H193V195H192ZM244 194H245V192H243ZM2 194H4V196L2 195ZM123 195V197H121L122 195ZM127 194V195H126ZM129 194V195H128ZM145 194V195H144ZM150 194H152L153 196H154V199L155 198H158L159 199V201H158V199H155V201H154V199L152 200V198H153V196L151 197L150 196ZM161 196H160V195ZM166 194V195H165ZM195 194V195H194ZM216 194V195H215ZM237 195L238 197L236 198V196L235 195ZM257 194V195H256ZM2 195V196H1ZM24 195V196H23ZM35 195V196H34ZM114 195V196H113ZM182 195V196H181ZM184 195V196H183ZM202 195H203V197H202ZM214 195H215V197H214ZM219 195V196H218ZM45 196V197H44ZM52 196H54V197H52ZM113 196V197H112ZM128 196H130V197H128ZM148 196H150V197H148ZM163 196H165V197H163ZM191 196V197H190ZM195 196V197H194ZM198 196V197H197ZM206 196V197H205ZM211 196H213L212 198H211ZM217 196V197H216ZM257 196V197H256ZM18 197V198H19ZM40 197V198H39ZM117 197V198H116ZM119 197V198H118ZM137 197V198H136ZM163 197V198H162ZM187 197V198H186ZM197 197V198H196ZM234 197H235V199H234ZM45 198V199H44ZM105 198V199H104ZM110 198H111V200L114 202V203H112V201H110V202H108L109 200H110ZM123 200H122V199ZM149 198V199H148ZM208 198V199H207ZM216 198H218V199H216ZM32 199V200H31ZM36 201L37 199V201L35 202L34 200ZM43 199V200H42ZM103 199V200H102ZM106 199H108V200H106ZM125 199H126V201H125ZM130 199V200H129ZM146 199V200H145ZM151 199V200H150ZM173 199V200H172ZM186 200V202H184L185 200ZM188 199H192V200H190V201H188ZM197 199H201L200 200V203H199V201L197 200ZM233 199V200H232ZM253 201H252V200ZM8 200H9V202H11V205H10V203L9 204H7V202H8ZM14 200H15V202H14ZM23 200H25L24 198H23ZM26 200V201H27ZM56 200V201H55ZM101 200L103 201V203L101 202ZM118 202H117V201ZM121 200V201H120ZM144 200V201H143ZM147 200H150V202H147ZM203 200V201H202ZM208 200H210V203H209V201ZM1 201H2V203H1ZM27 201V202H28ZM105 201V202H104ZM120 201V202H119ZM124 201H125V203H124ZM135 201V202H134ZM137 201V202H136ZM153 201V202H152ZM163 201V202H162ZM192 201H198V202H194L195 203V206H190V209H192L190 212L188 211V215L185 213V209H183L184 207H185V205H186V207L190 204V202H192ZM206 201V202H205ZM234 201V202H233ZM46 202H47V204H46ZM54 202V203H53ZM115 202H117V203H122L123 202V204H122V206L121 205H119V204H116ZM132 202H133V204H132ZM145 202V203H144ZM179 202V203H178ZM183 204H182V203ZM203 202V203H202ZM217 202V203H216ZM39 203V204H38ZM143 203V204H142ZM146 203L148 204V203H151V204H149V205H146ZM152 203H155V204H153V206H152V208H145L146 206L147 207H151L150 205H152ZM158 205H157V204ZM169 203H170V205H169ZM217 204V206H216V204ZM218 203H219V205H218ZM231 203V204H230ZM253 203V204H254ZM257 203H259V204H257ZM4 204H6V205H4ZM12 204H16L17 206H18V208H16V205L13 207V205ZM27 204H28V206H27ZM32 204V205H31ZM57 204V206H55ZM173 204V205H172ZM185 204V205H184ZM230 204V205H229ZM8 205H9V207H8ZM22 205H24V209H26V210H28V212H29V216H27L26 215V213L28 214V212L26 211L25 212V210L24 211H22V212H24L25 214H21L22 212H21V210L19 209V208H22L23 206ZM44 205V206H43ZM109 205V206H108ZM116 205H119V206H116ZM125 205V206H124ZM132 205H134V206H132ZM145 205V206H144ZM159 205H161V206H159ZM164 205H166V206H164ZM170 206V209H169V214H170V219L172 218V220H170V219H168L169 218V215L167 214L168 212H167V209H168V207ZM171 205H172V207H171ZM182 207H181V206ZM226 205H228V206H226ZM261 205H263V206H261ZM4 206V207H3ZM10 206H12V207H10ZM26 206V207H25ZM42 206V207H41ZM53 206V207H52ZM101 206H102V208H101ZM115 206V207H114ZM121 206V207H120ZM129 206H131V207H129ZM139 206V207H138ZM143 206H144V209H143ZM158 206V207H157ZM163 206H164V208H163ZM55 207V208H54ZM57 207V208H56ZM114 207V209H112ZM127 207H129V208H127ZM138 207V208H137ZM155 207H157V208H155ZM162 207V208H161ZM174 207V208H173ZM176 207V208H175ZM185 207V208H186ZM198 207V208H197ZM206 207V208H205ZM214 207H216V209L214 208ZM10 208H12V209H10ZM122 208H123V211H122ZM125 208V209H124ZM127 208V209H126ZM134 208V209H133ZM212 208V209H211ZM9 209V210H8ZM14 209V210H15ZM32 209V210H31ZM35 209V210H34ZM51 209V210H50ZM128 209H129V211H128ZM131 209H132V211H131ZM139 209V210H138ZM151 209V210H150ZM164 209H165V211H166V213H165V211H164ZM173 209H175V211L173 210ZM178 209V210H177ZM201 209V210H200ZM2 210V211H1ZM34 210V211H33ZM48 210V211H47ZM58 211V212H55V211ZM111 210V211H110ZM126 210V211H125ZM144 210V211H143ZM208 210V211H207ZM215 212H214V211ZM9 211V212H8ZM16 211V210H15ZM31 211H33V212H35V213H33V212H31ZM154 211H157V213H155ZM178 211V212H177ZM182 211H183V213H182ZM206 211V212H205ZM31 212V213H30ZM38 212V213H37ZM40 212V213H39ZM45 212V213H44ZM50 212V213H49ZM127 212V213H126ZM149 212V213H148ZM155 213L154 214V216L152 215V213ZM160 212V213H159ZM212 212V213H211ZM4 213H5V215H4ZM44 213V214H43ZM56 215H55V214ZM138 213H139V215H138ZM145 213H147V214H145ZM158 213H159V215H158ZM163 213H164V215H163ZM176 213V214H175ZM201 213V214H200ZM260 213V214H259ZM32 214V215H31ZM34 214V215H33ZM110 214V215H111ZM126 214V215H125ZM133 214H135V215H133ZM149 214V215H148ZM162 214V218H161V215ZM255 215L254 216H256V218H255V221H252V223L253 224H248V225H250V226H247V225H244V226H242V231H246V232H248L249 231V233L246 235V236H238V235H234L233 236V238H231L232 239V242H231V250H230V252L234 255V257H233V255L230 253V257H232L233 258V262H232V259H229V264H230V261H231V263H233V264H264V231H263V221H264V219H263V216H264V213L263 212H258V214H257V212L256 213H254ZM262 214V215H261ZM4 215V216H3ZM22 215H24V216H22ZM26 215V216H25ZM41 215V216H40ZM130 215V216H129ZM156 215H158V216H156ZM33 216V217H32ZM37 216V217H36ZM57 216V217H56ZM59 216H60V218H59ZM118 216H119V218H118ZM129 216V217H128ZM141 216V217H140ZM157 217V218H155V219H157L156 221H155V219L153 220V221H151L152 220V218H150L149 219V217ZM167 217V218H164V217ZM207 216V217H206ZM37 218V219H39V217H40V219H42L41 220V222L43 221V223L42 224H38V226L40 227V225H43V226H41V232L39 233L38 231H37V229H39V227H37V225L35 226V224H37V223H39L40 221V219L39 220H36V219H34L35 221H33V219L32 218ZM44 217V218H43ZM128 217V218H127ZM175 218V220H173L174 218ZM259 217V218H258ZM0 218V219H1ZM32 220H31V219ZM111 218V219H110ZM131 218V219H130ZM138 218V219H137ZM144 218V219H143ZM147 220H146V219ZM221 218V217H220ZM220 218H217V219H219V220H216L215 221V219H214V222L216 223V225L218 226L217 228H218V231L220 230V232H221V234H222V232H223V230H224V227H223V225L221 224V223H224L223 221H224V219H220ZM18 219H20V220H18ZM46 219V220H45ZM110 219V220H109ZM113 219V220H112ZM118 221H117V220ZM124 219H126V220H124ZM141 219H143V220H141ZM207 219V220H208ZM259 219V220H258ZM7 220V221H6ZM26 220H27V222H26ZM140 220V221H139ZM162 220H164V222L162 223ZM166 220V221H165ZM256 220H257V222H256ZM17 221H21V223H20V225H21V227H19V225H16L18 222ZM24 221V222H23ZM37 221V222H36ZM39 221V222H38ZM50 221V222H49ZM59 221V222H58ZM103 221H105V222H103ZM107 221V222H106ZM155 221V222H154ZM171 221V222H170ZM172 221H174L175 222V224H171L172 223ZM23 222V223H22ZM26 222V223H25ZM40 222V223H41ZM110 222H111V224H113V226L111 225L110 226ZM131 222V223H130ZM153 222V224L151 225V223ZM169 222V224H171V226L173 227V226H175L173 229H172V227L171 226H169V224H167ZM49 223V224H48ZM52 223V224H51ZM54 223V224H53ZM105 223V224H104ZM139 223H141V224H139ZM144 223H145V225H147L148 226V228H147V230H146V228L144 227ZM155 223H158V224H155ZM260 223H262V224H260ZM28 225L29 224V227H30V229H29V227L28 228H26L25 226L26 225ZM45 224V225H44ZM51 224V225H50ZM118 224V225H117ZM123 224V225H122ZM132 224V225H131ZM135 224V225H134ZM137 224V225H136ZM197 224V225H196ZM200 224H202V225H200ZM221 224V225H220ZM254 224H255V226H254ZM24 225V226H23ZM107 225V226H106ZM252 225V226H251ZM106 226V227H105ZM125 226H127V227H130L129 228V231H128V229H127V227H125ZM135 226H137V227H139L140 228V231L138 230V232H137V230H133L132 228L133 227H135ZM154 226V227H153ZM159 226V227H158ZM18 227H19V229H18ZM25 228V229H23V228ZM37 227V228H36ZM45 227V228H44ZM120 227H122V228H120ZM123 227H125V229L123 230ZM153 227V228H152ZM158 227V228H157ZM170 227H171V232H172V234L177 238H175L171 233H170ZM248 227H250V229H248ZM25 231V233H23L24 231L22 230V229ZM36 229V231H37V233H33V230L34 229ZM43 228V229H42ZM46 228H48V229H46ZM56 228V229H55ZM151 228V229H150ZM176 228V229H175ZM192 228V229H191ZM197 228V229H196ZM216 228V229H217ZM220 228V229H219ZM253 228V229H252ZM263 228V229H262ZM6 229H3L2 230V227L0 228V233H3V234H5L7 231H8V229L6 230ZM27 229H28V232H27ZM33 229V230H32ZM46 229V230H45ZM50 229V230H49ZM51 229L53 230V231H51ZM114 230L115 232H117L118 230ZM122 229V230H121ZM142 229H144L143 231H145V232H143L142 231ZM156 229H158L159 230V232L156 230ZM163 229V230H162ZM195 229H196V231H195ZM202 229V228H201ZM215 229V230H216ZM254 229H255V231H254ZM105 230V229H104ZM161 230V231H160ZM198 230V231H197ZM2 231V232H1ZM39 231H40V229H39ZM122 231H124L122 234H121V232ZM132 231V232H131ZM157 231V234L155 233ZM164 231H166L165 233H163L162 234V232H164ZM192 231H194L193 232V234H192ZM217 230H216V232H218ZM49 232V233H48ZM55 232V233H54ZM173 232H175V233H173ZM220 232H218V234H220ZM26 233H27V235H26ZM46 233H48V234H46ZM112 233H114L113 232V230L110 232V234H112ZM152 233V235H153V237H155V236H157V238H162L161 237V235L162 236H166L165 237V239H163V242H162V239L161 240H159L158 239V242H159V244L160 243H163V245L162 244H160V245H157L158 244V242L155 240V239H153V240H155L156 242H154L153 240H151L153 237H152V235H151V239H149L150 238V234ZM153 233H155V234H153ZM166 233H167V235H166ZM189 233V234H188ZM9 234V233H8ZM33 234H35V235H33ZM52 234V235H51ZM66 234V235H65ZM115 234V235H116ZM148 234H149V237H147L148 236ZM171 234V235H170ZM181 234V235H180ZM186 234V235H185ZM188 234V235H187ZM1 235V234H0ZM15 235H13V236H15ZM33 235V236H32ZM37 235V236H36ZM46 235V236H45ZM48 235V236H47ZM65 235V236H64ZM127 235V236H126ZM131 236V238H133L132 239V241L131 242H133V240H135V242H138L141 246L140 247H142V249H139L137 252H136V250L134 251V250H132L131 248H129L128 246H127V243H128V241H127V237H129V236ZM158 235L160 236V237H158ZM192 235V238L190 237ZM41 236H43V237H41ZM53 238H52V237ZM59 236V237H58ZM134 236V237H133ZM173 236V237H172ZM187 236H189L190 237V239L191 240H189V238H188V240H186L187 238ZM37 237H39L38 239H35V238H37ZM65 237H67V238H65ZM181 237V240L182 241H180V238ZM3 238V237H2ZM28 240V243H30V244H28L27 242L25 243V241H27L26 239ZM64 238V240H62ZM125 238H127L126 240H125ZM156 238V237H155ZM167 238H168V240L169 241H167ZM173 240H172V239ZM35 239V240H34ZM56 239V240H55ZM175 239V240H174ZM34 240V241H33ZM40 240H43L44 242H41ZM55 240V241H54ZM88 240H89V243H90V236L88 235ZM118 240V241H117ZM131 239H129V241H130ZM165 240V241H164ZM184 240H186V241H184ZM47 241H49V242H53V243H49V242H47ZM61 241H62V243H61ZM125 241H127V242H125ZM151 243V241L154 243V246L153 245H151L149 242ZM175 242L174 244H171V242ZM40 242V243H39ZM47 242V243H46ZM65 243V248H67L68 249V251L63 247L64 246V243ZM179 242V243H178ZM184 242V243H183ZM23 243H25L26 245H28V248L25 246V244H23ZM38 243V244H37ZM45 244V246H46V244L47 245H51V247H49V249L47 248V246H46V248L45 249H47V250H45L44 248H42V247H38V245L39 244H41V245H39V246H42V244ZM130 243V242H129ZM148 243V244H147ZM184 245H183V244ZM23 244V245H22ZM36 244H37V246H36ZM70 244H71V241H70ZM156 244V245H155ZM166 244H168L167 246H166ZM233 244H234V248H233ZM7 245H8V247H7ZM19 246L20 245V247L19 248H16L15 246ZM22 245V246H21ZM33 246V247H31V246ZM60 245V246H59ZM124 245H126L125 247H123ZM146 245V246H145ZM148 245L149 246H151L152 248L153 247H155V246H159V247H155L156 248V250H155V248H153L154 249V251L156 252H152V254H151V251L152 250H149V248L150 247H148ZM171 245V246H170ZM25 246V247H24ZM44 246V247H45ZM172 246H174V247H172ZM182 246V247H181ZM23 247L25 248V249H28V251L26 250L25 252H29V248H33L32 250H31V254H29V253H27L28 255H31V256H28V257H26V255L24 256L23 255V252L21 253V252H19L18 250H20V251H22L23 250ZM62 247V248H61ZM107 247V248H106ZM109 247V248H108ZM165 247H166V249L167 250H169L170 249V247L172 248V250L170 249L169 251H167L166 249H165ZM176 247V248H175ZM184 247V248H183ZM8 248V249H7ZM10 248V249H9ZM20 248H22V250L20 249ZM36 248H37V250H36ZM61 248V249H60ZM93 248V247H92ZM112 248V249H111ZM160 248H161V251H160ZM163 248H164V250H163ZM234 250H233V249ZM7 249V250H6ZM13 249H15V250H13ZM24 249V250H25ZM35 249V250H34ZM49 251L48 253L46 252V253H43L44 251ZM158 249V250H157ZM173 249H175L174 251H173ZM180 249V250H179ZM191 251H190V250ZM13 250V251H12ZM23 250V251H24ZM54 250V251H53ZM65 250V251H64ZM71 252H70V251ZM93 250H94V248H93ZM144 250V251H143ZM11 252V253H9V252ZM17 251V252H16ZM61 251V252H60ZM63 251V252H62ZM67 251V252H66ZM111 251V252H110ZM117 251V252H116ZM141 251V252H140ZM148 251H149V253L151 254H149L148 253ZM157 251H160V252H163L162 254L159 252V253H157ZM170 251H173V252H171V253H173L172 255H171V253H170ZM237 251V252H236ZM4 252V253H3ZM15 252V254H13V253ZM66 252V253H65ZM68 252H69V254H68ZM75 252V251H74ZM125 252V253H124ZM167 252H168V254H167ZM6 253H7V257H5L4 255H6ZM18 253H21L22 254V256H21V254L18 256L17 254ZM55 253V254H54ZM113 253H111V254H113ZM136 253V254H135ZM148 253V254H147ZM188 253V254H187ZM26 254V253H25ZM35 254V255H34ZM37 254V255H36ZM41 254V255H40ZM69 255V256H72V257H70V258H68L67 257V255ZM114 254V256H116ZM147 254V255H146ZM159 254H161V255H159ZM166 254L168 255V256H166ZM181 254V255H180ZM3 255V256H2ZM66 255V256H65ZM75 255V256H74ZM121 255H123L124 256V258H121V257H123V256H121ZM129 257H128V256ZM145 255V256H144ZM150 255V257H147V256H149ZM155 255H156V259H155ZM171 255V258L169 257ZM191 255V256H190ZM232 255V256H231ZM16 256V258H14ZM34 256H36V257H34ZM40 257V259H38L39 257ZM65 258H64V257ZM78 256V257H77ZM125 256H126V258H125ZM153 256V257H152ZM159 256V257H158ZM172 256L174 257V258H172ZM187 256V258H185ZM188 256H189V258H188ZM13 257V258H12ZM45 257V256H44ZM56 257H57V259H56ZM60 257V258H59ZM147 257V258H146ZM164 257V258H163ZM166 257V258H165ZM169 257V258H168ZM178 257V258H177ZM184 259H183V258ZM23 258H27V260L26 259H23ZM30 258V259H29ZM73 258V259H72ZM79 258V259H78ZM139 258V259H138ZM148 258H149V260H148ZM160 258V260H158L157 261V259H159ZM4 259L6 260V261H4ZM7 259H9L8 260V262H7ZM14 259V260H13ZM15 259L17 260L16 262H15ZM46 258H42V260H45ZM55 259V260H54ZM70 259V260H69ZM126 259V262L125 261H123V260H125ZM152 259V260H151ZM154 259V260H153ZM170 259V260H169ZM236 259V260H235ZM22 260H23V262H22ZM24 260H26V261H24ZM41 261V263H40V261ZM78 260H81V262L80 261H78ZM130 260H129V263L130 264H135V262H130ZM162 260V261H161ZM165 260V261H164ZM4 261V262H3ZM58 261V262H57ZM172 261V262H171ZM183 261H185V262H183ZM29 262V263H28ZM32 262V263H31ZM46 263V264H51V263ZM124 262V263H123ZM161 262H163V263H161ZM177 262V263H176ZM218 264H221L222 263V261L219 259L218 261ZM169 263V264H170ZM139 264V263H138Z\"/></svg>", "mask_w": 264, "mask_h": 264}, {"label": "bare ground", "instance_id": "2", "mask_svg": "<svg viewBox=\"0 0 264 264\" xmlns=\"http://www.w3.org/2000/svg\"><path fill=\"white\" fill-rule=\"evenodd\" d=\"M20 1H22L23 3L21 4V2L20 3H17V1L16 0H0V72H3V76L4 75H6V78L11 82V84H12V87L14 88V90H16L15 92H17L18 93V95L20 94V96H17V100H19L18 102H17V107H16V112L14 113L13 112V110L11 111V112H9V110H8V112H9V114L10 115H8V112H7V110L6 109H4L5 111L4 112H6L5 114L6 115H8L10 118H13V120H15V121H13L14 122V124H12L13 125V127H12V125H11V130H12V132H13V135H15V136H17V138H18V135H22L21 137H25L26 138V140L28 139L29 141V146H30V150L29 149H27V150H29L30 151V153H28V154H30V156L28 157V158H30V161H29V163L28 162H26L27 164H24V163H22V164H24V166H25V168H22L23 167V165H21L20 164V162H19V164L21 165H19V166H16V170H15V167H13V168H11V169H8L9 168V166H10V164L12 163V162H14V163H16V164H18V160H22V158L21 159H18L17 161L16 160H14L15 159V154L13 155V157H14V159H12V158H10V160H14V161H12L11 163L9 162H7L8 163V165L9 166H6L5 168L6 169H8V170H10V171H17V170H20L21 168V171H19V173L21 174V173H28V175H29V172H34L35 174V176H36V178L37 177H39V178H45V180H47L48 181V183H46V185L48 184L50 187H51V190L53 189V190H55L56 191V193H57V198H56V202L55 203H58V208L57 209H60L59 210V212L56 210L55 212H58V214H61L60 216H61V219H63V221H62V223H63V227H65V233H67V235L66 236H68V239H66L64 242H66L67 240H69L70 239V241H71V244H70V241H69V244H67L68 246H69V248H70V245H71V248L70 249H72L71 251L73 252V253H76L78 256H80L81 258L80 259H83L82 261L84 262L83 264H116L117 263V261L118 262H120L119 260H117V258L116 257H118V256H120V255H116L115 253H113V252H111V253H113V254H109L108 252H107V250H104L103 249V246H105L110 240H112L113 238H115V239H113V240H116V237H118V238H120V237H123V235H121L120 237L116 234V233H119L120 232V230H118L119 229V227H118V229L115 227H113V229H110L109 228V231L111 232L112 230H113V232L114 233H112V234H110V232H106V229H108V227L107 228H102V225H101V222H102V220H106V219H108L109 217H114V218H116L117 216L116 215H120L121 214V209H120V211H119V209H118V211L120 212V214H116V213H119L118 211H116V209H114V207L112 208V209H114L115 210V212H112V214L110 215L109 214V216L107 215V216H105L106 215V213L108 214V209H109V207H105V210H103V211H106V213L105 214H102V213H100V212H102V211H99V204H101L100 203V197L99 196H101L102 194L105 196V197H109V196H111L112 194H114L115 192H114V187H115V185L117 184V183H119V184H124V183H120V182H117V180H115L114 178H113V181L115 182L116 181V184L115 185H112V184H110V182H109V184H110V186H108V187H106L105 185V187H103V189H101V191H99L100 189V187L97 189L98 190V195L96 194H93V192L95 191L94 189H93V192H92V194L93 195H91L90 193H91V191H92V189H91V191L89 190L90 188H88V191H87V186H89L88 184H89V182H92L91 181V179L93 178L94 179V177L95 176H97V175H95L96 173L95 172H97L98 171V175H99V171H101L102 172V170L101 169H103V166H105V164H107V165H109V166H107V167H110V165H113V164H118V165H121L123 168H125L126 170H130V171H132L134 174H139L140 173V171L142 170V168H144V167H146L147 166V160L149 159V158H152V156H154V147H152V146H147V145H145V140H146V133H147V131H148V129L150 128V127H152L153 126V123H152V121H154V119L155 118H157L158 116H159V114H160V112H161V109H162V106L160 105V102H165V99H166V101H167V98H168V96L170 95H172V100H174V105L173 106H175L176 107V105L175 104H177L178 106H181L180 108L182 109V107L183 108H188V110H187V112H190V114L189 115H191V114H193L192 115V117H193V119L194 120H202L203 122H204V126H206V125H210V126H212V124H214L215 122H216V120H217V118H218V112H217V110H216V107H215V105H216V103H215V105L212 103V101L213 100H210L211 98L204 92L205 90H208V89H205V90H202L203 88H204V86H203V88H200V87H198L197 85H194L193 84V82L191 81V83L193 84V86L195 87L194 88V90H191V91H186L185 89H184V84H186V81H185V79H181L180 80V78H183V77H180V76H182V75H180L179 77H178V73H180V72H178L177 74H175V73H173L172 72V74L174 75V76H176V77H178L179 79H177L176 77V79H177V81L176 82H178V84H177V86L178 87H176V85H174V83H173V81L172 80H170V78L168 77V73L165 71V70H163V69H160L159 68V66H156V65H154L153 64V62H149L148 61V58H151V56H147V54H145V55H143L142 53V55L143 56H145L144 58H141V59H143V61H140V59H138L139 61H137V62H139V65H137V68H135V70L133 69V71H130L131 73L133 72H135V74H133V77L135 78V77H137V79L135 80V79H133V82L131 81V79H130V82H132L133 84H134V80L136 81L135 83H136V86H134V90H135V87H136V92H138L137 94V96H139V88L138 87H140L141 89L142 88H146L147 90H149V92L150 93H148V94H145V96L144 97H146V98H144V100H145V102L143 101L142 103H144L143 105H142V107L141 108H137L136 110H134L135 108H136V103H137V96H133V98H132V96H131V102L130 103H128V104H126V105H124V106H126L125 107V111H123L124 112V115H122L123 116V119H121L122 120V122H121V124L120 125H116L117 124V122H115L116 124H114L113 123V125L111 124V123H109V121H108V118L106 119V118H104L103 116V119H106L105 121L103 120V122H102V120L100 121L101 123H97V122H95L92 118L94 117V114L93 113H91L92 111H90V106L89 105H92V104H89V105H87L88 106V108L86 107V105L85 106H83V104L81 103V102H84L85 101V99L83 100V99H81L82 101L81 102H74V107L71 105L72 104V102H71V98H73L72 96H75V94L74 95H72L71 97L69 96V94H71V93H69L68 94V92H70V90L68 91L67 90V87L65 88V83H64V87H61V88H64V89H62V91H61V88L59 89V91L60 92H58V95H60L61 97H58V95H57V97L56 96H54L55 94H54V92H53V94H52V90H49L50 89V87L48 88L47 87V84H48V75H38V74H36V71H38V70H40V68H37V65L39 64V65H42V66H44V67H46V68H42V69H48L49 67L48 66H50V68H51V66L53 67L52 69H54L55 68V70H56V68H59L60 70L61 69H64V74H67V72H72L73 74L75 73H82V74H84V72H87L86 70H88V67H87V65H86V60L87 59H89V60H95L96 62H97V64H98V53H96L97 51H98V49H97V51H94V50H92V48L90 49L89 47H88V45L90 46V44H91V42H93L96 38H101V37H106V38H110V34H109V32H111L112 31V29H113V27H106V25H107V18L109 17V11H108V15L106 14L107 13V11H105L104 12V9H106V8H109L110 6V8L112 9V6H117L119 9L118 10H115V9H113V10H115V11H119V13L120 14H118V15H121V16H119V17H122L123 16V20H121V22L119 23V22H117V23H119V24H115L116 25V27H118V30L116 29H114L113 30V32L115 31V33L114 34H116V31L117 32H124L125 31V29L126 28H128L129 29V26H130V30H131V27L132 28H134L133 26H136L137 27V29H138V26H140V23H144V24H141V27L143 28V31L145 30H147V33H149L148 31H151V30H153V29H155V30H153V31H151L152 33L154 32L155 33V31L157 30L156 28L158 27V24H159V22L160 21H162L163 19H165V18H170L171 19V17L172 16H174V17H172V19L174 18L175 20L174 21H176L177 22V24L180 22V20L179 21H177V19L179 18L180 19V16H181V14L183 15V13H182V11L181 12H179L178 10H171V11H165V7L163 6V4H166L165 3V1H159L158 2V5H160L161 7H160V9L158 10V12H157V16H155L154 18H157L158 19V21H157V19H155L156 20V23H155V20H154V18H151V17H153V15L154 14H152V15H148V16H145L144 18H141L142 16H139L137 19H139V20H137V19H135L134 18V20H135V22H134V20L133 19H131L132 18V16H133V12L134 11H136V10H139L140 8V5L143 3L141 0H90L89 2H87L86 1V4L84 5V15H85V20H86V24L88 25V26H90L89 28H88V33H87V35L85 36V37H83L82 39H73L74 38V36H77L78 35V33L76 32V28L77 27H75V22H73L72 24H71V22H70V24H71V27H70V25L68 26V24H67V26H66V28H64L65 26L64 25H62V24H60L62 21H60V23H57L58 22V20H57V22H55L53 19H51V20H53L54 21V23H56V24H54L53 22L52 23H50L49 25L51 26V27H49L48 28V22L46 23V22H42V26L40 27L39 26V24L37 23V22H39L40 24H41V18H40V20H37V22L35 21V20H33V22H34V24L33 23H31L30 25H29V27L28 28H32V29H35V30H43L42 29V27L45 29V31H47V29H49L48 31H47V33L46 32H44V34L42 33V35L37 39L36 38V41H35V43H31L33 40H31L32 38H30V40L29 39H27V37H26V35H25V33L23 34V32L20 30V24H24L23 26H27L25 23H24V18H28L29 16H31V15H33V13H34V11L35 10H40L39 9V6L40 7H42V9H44L43 10V13H41V15H42V17H43V14H44V11L45 12H47L46 13V15H51V18H52V15H54L53 17H55V15H58V14H60L64 9H65V7H66V9H67V6H69L70 7V5H67L66 6V1H68V0H20ZM79 0H70V4L71 5H75V3L76 2H78ZM84 1V0H83ZM171 1V0H170ZM169 1V2H170ZM175 1V0H174ZM222 1V3L224 4V1L225 0H220V2ZM262 1V0H261ZM154 2V1H153ZM152 2V3H153ZM172 2V1H171ZM212 2H213V5H214V2H216L215 0L213 1L212 0ZM228 2V1H227ZM258 2H259V0H258ZM67 3H69V2H67ZM168 3V2H167ZM230 3L232 4V6H234L233 8V10H235L234 11V14H236L238 17H239V23L237 22V25L238 26H240V30L239 31H241V33H242V35L244 36L243 37V41L241 40L240 42L241 43H239L238 45H233V46H231V48H230V50L232 49V52H230L231 54L230 55H232V53L234 52V54H233V56H231L230 58H232L231 60L229 59V61H227V62H225V66H226V69H225V71H223V73H222V71H221V73H219V74H221V76L219 75V76H217L218 78H220V81H222L221 82V85L218 87V89L216 88H214L216 91V93L215 94H217L216 96H218L217 98H219V97H221V96H224V97H226L227 98V101H226V103H223L224 105H223V109L221 108V107H219L220 108V111H221V109H222V111L224 112V110L226 111V112H224V113H230L231 115H236V117L238 116V112H241L242 113V111L241 110H243V108L245 107V109H247V110H249L250 112H252V114H254L256 117H257V120H255L256 121V124H257V127H258V138H257V140H258V143H257V145L255 144L254 146H253V148H251L250 147V150L247 152V154L245 153V151L247 150H245L244 152H243V154L245 153L246 154V156H245V154H244V156L245 157H241V158H244V160H242V162L241 163H239V165L237 164L236 165V167L237 168H241L242 170L239 172V170L238 171H236L235 169H233V170H235V172L234 171H232L231 173H233L231 176H229L228 178H229V181H230V184L232 185L233 184V182H235V181H237V179H241L242 181H244V185L246 186V187H251V186H254V181H256V180H258V179H260V178H264V104H263V102H261L260 101V98H263V96H264V91H262L261 89L263 88L264 89V86L263 87H256L255 86V84H254V81H253V77H257V76H253V73H251V70H250V66L251 65H253L254 64V62H252L254 59H252V56H253V54H255V53H253V52H255L254 50H255V45L256 44H254V50H253V47H252V42H251V40H252V37H253V33L252 32H254L256 29H254L253 31H252V29L251 30H249V22L251 21V19L254 17H257L258 15V18L260 17V15H262V13L264 14V5L263 6H259L260 4L258 3H254V5L256 4V5H258V6H255L254 8L250 5V3L248 2H245L244 0H230ZM264 3V2H263ZM19 4H21V5H19ZM77 4V3H76ZM156 4V3H155ZM155 4H153V6L155 5ZM175 4V3H174ZM230 4V5H231ZM41 5H43V6H41ZM79 5V4H78ZM77 5V6H78ZM83 5V4H82ZM151 5V4H150ZM177 5V4H176ZM212 5V6H213ZM77 6H75V7H77ZM156 6V5H155ZM210 6V5H209ZM212 6H210V7H212ZM80 7V6H79ZM209 7V8H210ZM222 7V6H221ZM257 7V8H256ZM72 8V7H71ZM74 8V7H73ZM175 8H177V7H175ZM209 8H207V9H205V8H203V9H205V10H203L202 12H198V14L195 16L194 15V17H196L195 19H196V21H197V19H199L198 20V22H199V24H197L196 26L197 27H194L195 29H193V31H190V33L192 32L195 36H197V39H199V38H201L202 37V35H203V37L205 38L206 36H213L212 34H211V32H213V29L214 28H217V29H219V28H221L222 26H220L221 25V16H220V9L218 10V9H209ZM220 8V7H219ZM76 9V8H75ZM75 9H72L73 11L75 10ZM83 9V8H82ZM111 9H110V11H111ZM180 9H182V8H180ZM184 9V8H183ZM68 10H69V8H68ZM67 11V10H66ZM76 11V10H75ZM81 11V10H80ZM83 11V10H82ZM103 11V12H102ZM177 13H175V12ZM71 11H68V13H70ZM102 12V13H101ZM132 12V16L130 15V13ZM72 13V12H71ZM70 13V14H71ZM75 14H76V12H74ZM74 13H72V14H74ZM82 13V12H81ZM104 13V14H103ZM118 13V12H117ZM167 13V14H166ZM39 14V13H38ZM68 15V17H70L71 15ZM79 14V13H78ZM148 14H150V13H148ZM178 14H180V16L178 15ZM40 15V16H41ZM80 15V14H79ZM82 15V14H81ZM130 15V16H129ZM140 15H141V13H140ZM144 15V14H143ZM187 15V14H186ZM37 16V15H36ZM39 16V17H40ZM45 16V15H44ZM74 16V15H73ZM108 16V17H107ZM129 16V18L130 19H128L127 17ZM151 16V17H150ZM177 16H179V17H177ZM184 16V15H183ZM262 16H264V15H262ZM32 17V16H31ZM30 17V18H31ZM38 17V16H37ZM63 17V16H62ZM65 17H67V16H65ZM65 17H63V18H65ZM68 17H67V19H68ZM72 17V16H71ZM81 17V16H80ZM114 17V16H113ZM134 17H135V15H134ZM193 17V16H192ZM29 18V19H30ZM44 18H46V16L44 17ZM75 18V17H74ZM83 18V17H82ZM140 18L141 19H143L142 21L140 20ZM185 18V17H184ZM262 18V17H261ZM33 19V18H32ZM37 19V18H36ZM55 19V18H54ZM67 19H65V20H67ZM183 19V18H182ZM257 19V18H256ZM263 19H264V17H263ZM46 20H48L47 18H46ZM56 20V19H55ZM64 20V22H66ZM72 21H74V19H71ZM131 20H133V21H131ZM253 20V19H252ZM32 21V20H31ZM30 21V22H31ZM49 21V20H48ZM70 21V20H69ZM128 21H129V23H128ZM136 21H138V22H136ZM29 22V23H30ZM140 22V23H139ZM183 22H185V21H182L181 23H183ZM63 23V22H62ZM82 23V22H81ZM109 23V22H108ZM130 23H132V26H131V24ZM133 23H135V24H133ZM137 23H139V24H137ZM169 23V22H168ZM172 23V22H171ZM193 23V22H192ZM45 24V25H44ZM47 24V25H46ZM59 24V25H58ZM63 24H65V23H63ZM77 24H79V22L77 23ZM76 24V25H77ZM83 24V23H82ZM97 25V24H99L100 25V27H99V29L98 30H96L97 28H96V26L95 25ZM129 24V25H128ZM163 24V23H162ZM165 24V23H164ZM196 24V23H195ZM194 24V25H195ZM61 25V26H60ZM93 25H94V27H95V29H91L92 27H93ZM119 25V26H118ZM172 25H175V24H172ZM171 25V26H172ZM179 25V24H178ZM177 25V26H178ZM193 25V24H192ZM191 25V26H192ZM235 25V24H234ZM22 26V27H23ZM30 26H32V27H30ZM78 26V25H77ZM74 27H75V29H74ZM85 26H83L82 28L83 29H85L84 28ZM93 27V28H94ZM98 27V26H97ZM116 27H114V28H116ZM121 27V28H120ZM124 27H125V29H124ZM140 27V28H141ZM156 27V28H155ZM167 27V26H166ZM169 27V26H168ZM219 27V28H218ZM260 26H258V28H259ZM81 28V29H82ZM121 30H123V31H119L120 29ZM159 28V27H158ZM162 28V27H161ZM164 28V27H163ZM181 28H182V26H181ZM184 28V27H183ZM263 28V30H264V27H262ZM261 28V29H262ZM22 29V28H21ZM26 29H27V27H26ZM79 29V28H78ZM127 29V30H128ZM174 29V28H173ZM260 29V30H261ZM160 30V29H159ZM175 30H177V28H175ZM180 30H185V28L184 29H180ZM233 30V29H232ZM234 30H236L235 28H234ZM259 30V31H260ZM250 31H251V33H250ZM32 32V31H31ZM81 32V31H80ZM158 32V31H157ZM176 32V31H175ZM230 32H232V31H230ZM262 32V31H261ZM264 32V31H263ZM262 32V33H263ZM85 33V32H84ZM173 33V32H172ZM27 34V33H26ZM36 34V33H35ZM109 34V35H108ZM144 34V33H143ZM150 34V33H149ZM158 34V33H157ZM183 34V33H182ZM193 34H191V37H193L194 35ZM232 34V33H231ZM256 34H257V32H256ZM259 34V33H258ZM33 35V34H32ZM80 35V34H79ZM81 35H83V34H81ZM142 35V34H141ZM151 35V34H150ZM186 35V34H185ZM200 35H201V37H200ZM260 35V34H259ZM258 35V36H259ZM166 36V35H165ZM164 36V37H165ZM182 36V35H181ZM194 36V37H195ZM261 36V35H260ZM142 37H143V35H142ZM175 37V36H174ZM174 37H173V39L171 38V40L170 41H172L173 40V44L176 42V40H178V39H176V37H175V39H174ZM145 38V37H144ZM147 38V37H146ZM166 38V37H165ZM168 38V37H167ZM179 38V37H178ZM209 39H210V37H208ZM242 38V37H241ZM102 39V38H101ZM162 39V38H161ZM184 39V38H183ZM192 40H194V38H191ZM208 39V40H209ZM263 39V38H262ZM98 40V39H97ZM174 40H175V42H174ZM189 40V39H188ZM235 40V39H234ZM169 41V40H168ZM169 41V43L168 44H172L171 42ZM179 41V40H178ZM183 41V40H182ZM238 41V40H237ZM236 41V44L238 43ZM264 41V40H263ZM76 42V43H75ZM158 42V41H157ZM164 42V41H163ZM180 42V41H179ZM178 42V43H179ZM194 42H196V41H194ZM255 42V41H254ZM138 43H140V42H138ZM177 43V44H178ZM230 44H233V43H231V42H229ZM256 43V42H255ZM165 44V43H164ZM167 44V45H168ZM172 44V45H173ZM230 44H229V46H230ZM138 45V44H137ZM141 45V44H140ZM156 45V44H155ZM166 45V46H167ZM179 45V44H178ZM165 46V47H166ZM174 46V45H173ZM169 47V46H168ZM170 47H171V45H170ZM95 48V47H94ZM155 48V47H154ZM157 48V47H156ZM173 48V47H172ZM135 49V48H134ZM151 50V49H150ZM161 51V50H160ZM217 51V50H216ZM107 51H105V52H103V53H106ZM110 52V51H109ZM135 52V51H134ZM136 52H137V50H136ZM151 52H153L152 50H151ZM162 52V51H161ZM226 52V51H225ZM108 53V52H107ZM145 53V52H144ZM153 53H155V52H153ZM152 53V54H153ZM157 53V52H156ZM159 53V52H158ZM216 53V52H215ZM150 54V53H149ZM151 54V55H152ZM102 55V54H101ZM105 56L104 57H108L107 56V54H104ZM112 55L114 56V54H113V52H112ZM139 55H140V53H139ZM161 55V54H160ZM221 55H222V53H221ZM220 55V56H221ZM229 55V54H228ZM141 56V55H140ZM146 56H147V58H146ZM214 56H216L217 57V55H215L214 54ZM213 56V57H214ZM224 56H225V54H224ZM227 56V55H226ZM111 57V56H110ZM115 57V56H114ZM157 57V56H156ZM166 57V56H165ZM109 58V57H108ZM158 58V57H157ZM156 58V60H158V63H160L159 61H160V58L159 59H157ZM224 58H226V57H224ZM113 59H115V58H111V60L113 61ZM133 59V58H132ZM170 59V58H169ZM216 59H218V57L216 58ZM223 59V58H222ZM228 59V58H227ZM104 60V59H103ZM106 60L107 59H105L104 61H105V65L109 62V59L107 60V63H106ZM156 60H155V62H156ZM166 60V59H165ZM100 61V60H99ZM153 61H154V58H153ZM168 61V60H167ZM166 61V62H167ZM225 61V60H224ZM133 62V61H132ZM162 62V61H161ZM217 62V61H216ZM221 62V61H220ZM101 64H102V62H100ZM104 63V62H103ZM114 64H115V61L113 62ZM150 63H152V64H150ZM163 63V62H162ZM168 63V62H167ZM253 63V64H252ZM110 64V63H109ZM168 64H170V63H168ZM175 64V63H174ZM185 64V63H184ZM216 64V63H215ZM221 64H222V62H221ZM220 64V65H221ZM96 65V64H95ZM130 65V64H129ZM134 64L132 63V66H133ZM159 65H161L160 67H162V68H164V66H163V64H159ZM176 65V64H175ZM212 65H213V63H212ZM102 66V65H101ZM111 67L113 66V65H110ZM116 66V65H115ZM123 66V65H122ZM127 66V65H126ZM131 66V67H132ZM172 66V65H171ZM209 66V65H208ZM225 66H223L224 68H225ZM100 67V66H99ZM98 67V68H99ZM105 67V66H104ZM104 67H103V69H104ZM109 66H107V68H108ZM119 67V66H118ZM125 67V66H124ZM130 67V70H132V68ZM183 67H184V65H183ZM183 67H181V68H183ZM205 67V66H204ZM210 67V66H209ZM49 68V69H50ZM94 68V67H93ZM114 68V67H113ZM179 68H180V66H179ZM179 68H178V70H179ZM41 69V70H42ZM95 69V68H94ZM119 69V68H118ZM118 69H117V71H118ZM121 69V68H120ZM122 69L125 71L127 68H123L122 67ZM165 69V68H164ZM214 69V68H213ZM219 69V68H218ZM217 69V70H218ZM221 69H223V68H221ZM51 70V69H50ZM166 70H168L167 69V67H166ZM211 70H212V66H211ZM210 70V74H212L211 71ZM224 70V69H223ZM26 71V72H25ZM54 71V70H53ZM52 71V72H53ZM66 71V72H65ZM103 71H108L109 72V69H107V70H103ZM116 71V72H117ZM124 71H122L123 72V74H124ZM181 71H182V69H181ZM57 72V71H56ZM55 72V73H56ZM60 72V71H59ZM110 72H111V70H110ZM115 72V71H114ZM129 72V73H130ZM142 72H144V75H140L139 77H138V73H140V74H142ZM183 72V73H182ZM181 73L182 74H184L185 73V69L182 71ZM215 72V71H214ZM214 72H213V74H214ZM112 73V72H111ZM119 73H121V72H119ZM189 73H190V71H189ZM196 73V72H195ZM72 74V75H73ZM74 74V76H75V78H76V76H78V75H75ZM116 74V73H115ZM122 73H121V75H123ZM191 74V73H190ZM199 74H200V72H199ZM212 74V75H213ZM1 75V74H0ZM97 75V74H96ZM110 75V74H109ZM198 75V74H197ZM215 75H216V73H215ZM50 76V75H49ZM64 77H66L65 75H63ZM70 76V75H69ZM187 76V75H186ZM209 76H211V75H208V77ZM29 77H30V79H29ZM62 77V76H61ZM64 77H62V78H64ZM82 77H83V75H82ZM109 76H107V78H108ZM114 77L115 78H117L118 79V76L116 77L115 75H114ZM122 77V76H121ZM120 77V78H121ZM123 77H124V75H123ZM122 77V78H123ZM126 77V76H125ZM124 77V78H125ZM128 77V76H127ZM195 77V76H194ZM215 77V76H214ZM217 77L215 78V79H217ZM67 78V80H65V82L67 81L68 82V78L69 77H66ZM72 78H74L73 76H72ZM75 78L73 79V80H75ZM78 78H81V76L79 77L78 76ZM98 78V77H97ZM96 78V79H97ZM120 78H119V80H120ZM169 78V79H168ZM174 78V77H173ZM189 78V76L186 78V80ZM193 78V77H192ZM192 78L190 77V79L192 80ZM198 78V77H197ZM196 78V79H197ZM211 78H212V76H211ZM50 79H52L51 78V76H50ZM57 79H59V78H57ZM65 79V78H64ZM95 79V78H94ZM104 79H105V77H104ZM104 79H102L101 78V80H104ZM172 79V78H171ZM258 79V78H257ZM60 80V79H59ZM69 80H71V76H70V79ZM73 80L72 81H70L69 83H74L73 82ZM115 80V79H114ZM129 80V79H128ZM77 81V80H76ZM79 81V80H78ZM77 81V82H78ZM89 81V80H88ZM97 81V80H96ZM100 81V80H99ZM105 81H106V79H105ZM122 81V80H121ZM203 81V80H202ZM81 82L83 83V79H80V84H81ZM91 80L89 81V83L88 82H86V84H85V82H84V87H88V85L89 86H91ZM109 82H111V81H109ZM119 82V81H118ZM195 82V81H194ZM214 82V81H213ZM217 82H219V81H217ZM50 83V82H49ZM117 83V82H116ZM122 82H120V84H121ZM126 83V82H125ZM128 83V82H127ZM182 83H184V84H182ZM197 83L199 84V82L197 81ZM68 83H66V85H67ZM95 84H97V82L95 83ZM119 84V85H120ZM71 84H69V85H67V86H70ZM73 85V84H72ZM78 85V84H77ZM123 85V84H122ZM128 85V84H127ZM190 85V84H189ZM199 85H201V84H199ZM204 85V84H203ZM208 85H210L209 83H208ZM207 85V86H208ZM49 86V85H48ZM82 86V85H81ZM80 86V87H81ZM124 86V85H123ZM212 86V85H211ZM218 86V85H217ZM1 87V86H0ZM72 87V86H71ZM73 87L75 88V85H73ZM100 87V86H99ZM2 88V87H1ZM54 88V87H53ZM119 88V87H118ZM56 89V88H55ZM76 89V88H75ZM74 89V90H75ZM102 89V88H101ZM212 90H214L213 88H211ZM67 90V91H66ZM185 90V91H184ZM230 90V93L234 90L235 92H238V91H240L239 93H237V94H239V95H237L236 93V95L238 96V98H236V97H232L231 95H233V94H230L228 91ZM3 91V90H2ZM77 91V90H76ZM98 91H99V89H98ZM133 91V90H132ZM234 91H233V93H234ZM34 92H35V95H34ZM100 92V91H99ZM102 92V91H101ZM100 92V93H101ZM130 92V91H129ZM210 92H213V91H211L210 90ZM4 93V92H3ZM6 93V92H5ZM56 94H57V92H55ZM104 93H106V92H104ZM135 93V92H134ZM142 93H143V90H142ZM108 94V93H107ZM14 95V94H13ZM103 95V94H102ZM109 95V94H108ZM108 95H106V96H108ZM127 95H130V93L129 94H127ZM136 95V94H135ZM142 95V94H141ZM212 95V94H211ZM210 95V96H211ZM214 95V94H213ZM1 96H4V95H1ZM105 95H103V96H101V94H100V96L99 97H104ZM234 96V95H233ZM20 97V98H19ZM109 97V96H108ZM129 97V96H128ZM167 97V98H166ZM212 97V96H211ZM2 99H3V97H1ZM79 98V97H78ZM85 98V97H84ZM87 98V97H86ZM112 98V97H111ZM123 99H124V97H122ZM171 98H169V101H172V100H170ZM212 98H214V96L212 97ZM15 99H16V97H15ZM73 99H75V97L73 98ZM77 99V98H76ZM106 99V98H105ZM104 99V100H105ZM163 99V100H162ZM221 99H222V97H221ZM78 100V99H77ZM76 100V101H77ZM89 100V99H88ZM88 100H86V102H87V104L89 103L88 102ZM93 100V99H92ZM99 100V99H98ZM106 100H109L108 98L106 99ZM127 100H128V98H127ZM126 100V103L128 102ZM214 100H216V98L214 99ZM264 100V99H263ZM73 101V100H72ZM78 101H80V100H78ZM97 101V100H96ZM101 101H103V99H101V100H99V103L101 102ZM111 101V100H110ZM217 101H220V100H217ZM217 101H215V102H217ZM224 102H225V99L223 100ZM3 102V101H2ZM91 102V101H90ZM107 102V101H106ZM118 102V101H117ZM176 102V103H175ZM105 103V102H104ZM103 103V105H107V104H104ZM108 103V102H107ZM4 104V103H3ZM15 104V103H14ZM101 104V103H100ZM163 104V103H162ZM165 104L167 105L168 103H166L165 102ZM220 104V103H219ZM218 104V105H219ZM70 105L72 106V108L70 107ZM94 105L95 106H97L96 105V102H95V104H93V108H91V110L92 109H94ZM110 105V104H109ZM108 105V106H109ZM222 105V104H221ZM220 105V106H221ZM104 106V107H105ZM118 106V105H117ZM124 106H120L122 109L124 108ZM171 106V105H170ZM172 106V107H173ZM196 106H198V109L200 108H202L203 110L200 112L198 109H195V108H197ZM1 107V106H0ZM102 107V106H101ZM103 107V108H104ZM167 107V106H166ZM12 108V107H11ZM10 108V109H11ZM99 108V107H98ZM103 108H101L102 110H105L106 109V107L103 109ZM114 108V107H113ZM120 108V109H121ZM218 108V109H219ZM2 108H0V110H1ZM14 109V108H13ZM95 109H96V107H95ZM109 109V108H108ZM179 109V108H178ZM243 110L244 112H246V110ZM163 110V109H162ZM170 110V109H169ZM120 111V110H119ZM180 111H182V110H180ZM185 111V110H184ZM249 111H247L248 113H249ZM96 112V111H95ZM101 112V111H100ZM118 112V111H117ZM183 112V111H182ZM97 113V112H96ZM98 113H99V111H98ZM104 113V112H103ZM102 113V114H103ZM120 113V112H119ZM121 113H122V111H121ZM120 113V114H121ZM220 113V112H219ZM240 113V114H241ZM2 114H3V111H2ZM91 114H93L92 116L93 117H91ZM101 114V113H100ZM99 114V115H100ZM107 114H108V112H107ZM163 114V113H162ZM229 114V115H230ZM252 114H250V117H251V115ZM116 115H117V113H116ZM227 115V114H226ZM245 115H246V113H245ZM5 116V115H4ZM109 116H110V114H109ZM122 116H121V118H122ZM247 116V115H246ZM97 117H98V115H97ZM100 117V116H99ZM98 117V118H99ZM101 117V118H102ZM165 117V116H164ZM228 117V116H227ZM235 117V118H236ZM248 117V116H247ZM3 118H5L6 119V117H3ZM111 118H113V115H112V117H110V119ZM231 118V117H230ZM95 119V118H94ZM109 119V120H110ZM1 120V119H0ZM99 120H100V118H99ZM113 120V119H112ZM160 120V119H159ZM158 120V121H159ZM190 120V119H189ZM111 121V120H110ZM114 121V120H113ZM157 121V122H158ZM9 122V121H8ZM194 122V121H193ZM225 122H226V120H225ZM237 122V121H236ZM5 123V122H4ZM162 123V122H161ZM231 123V122H230ZM9 124V123H8ZM164 124V123H163ZM0 125H1V123H0ZM4 126H6L5 124H3ZM84 125V127H86L87 125H89V127H90V125H91V128H93L94 127V129L96 128V133H98L97 132V130L99 131V132H103V134L105 133V135H104V137H105V139H106V144H105V142H104V145H105V151H106V155H105V161H104V165L102 164V162H103V159H102V162H101V160H100V163L103 165H101V166H97L96 164H98V163H94L95 161H93L92 159L93 158H89L91 155H90V146H88L91 142H93L92 140H93V137L90 139V140H88L89 138H86L88 141H90V143L88 142L87 144H85L84 143V140H86V139H83V141H80V142H78V143H76V141H79L80 139H81V137L85 134H82L81 135V133L86 129H84V127L82 128V126ZM114 125H116L119 129H117V130H120V132H119V134H116L117 136H113V130H115L116 131V129H113V128H116V126L115 127H113ZM158 126H159V123H158ZM243 126V125H242ZM154 127V126H153ZM159 127H161V126H159ZM213 127V126H212ZM232 127V126H231ZM4 128V127H3ZM6 128V127H5ZM90 128V129H91ZM207 128V127H206ZM230 128V127H229ZM236 128V127H235ZM87 129H89V128H87ZM89 129V130H90ZM157 129H158V127H157ZM174 130V129H173ZM234 130V129H233ZM9 131V130H8ZM7 131V132H8ZM86 131V130H85ZM11 132V131H10ZM11 132V133H12ZM90 132V131H89ZM158 132V131H157ZM169 132V131H168ZM226 132V131H225ZM231 132V131H230ZM229 132V133H230ZM234 132V131H233ZM95 133V134H96ZM117 133V132H116ZM232 133V132H231ZM100 134V133H99ZM99 134H97V136L99 135ZM233 134H235V132L233 133ZM245 134V133H244ZM159 135V134H158ZM236 135H238V134H236ZM85 136V135H84ZM100 136V135H99ZM154 137H155V135H153ZM227 136V135H226ZM230 136V135H229ZM240 136V135H239ZM13 137V136H12ZM95 137V136H94ZM187 137V136H186ZM234 137V136H233ZM158 138H159V136H158ZM183 138V137H182ZM185 138V137H184ZM96 139V138H95ZM151 139L154 141V138H152L151 137ZM178 139V138H177ZM82 140V139H81ZM166 140H168V139H166ZM182 140V139H181ZM28 142H27V144H28ZM86 142V141H85ZM100 142V141H99ZM98 142V143H99ZM158 142V141H157ZM171 142V141H170ZM190 142V141H189ZM83 143V144H82ZM97 143V142H96ZM187 143V142H186ZM8 144V143H7ZM92 144V143H91ZM94 144V143H93ZM170 144V143H169ZM181 144H182V142H181ZM15 145V144H14ZM25 145H26V143H25ZM179 145V144H178ZM191 145H193V144H191ZM5 146V145H4ZM19 146V145H18ZM28 146V147H29ZM88 146V147H87ZM93 146V145H92ZM219 146H221L220 144H219ZM224 146V145H223ZM10 147V146H9ZM19 147H21L22 148V146H19ZM23 147H24V145H23ZM27 147V146H26ZM26 147H24L23 148V150H24V154L23 155H25V156H28L26 153H27V151L25 152V150H26ZM96 147V146H95ZM101 147V146H100ZM175 147V146H174ZM194 147V146H193ZM192 147V148H193ZM218 147V146H217ZM92 148V147H91ZM97 148H98V146H97ZM156 148H157V146H156ZM191 148V147H190ZM197 148V147H196ZM195 148V149H196ZM247 148V147H246ZM18 149V148H17ZM20 149V148H19ZM18 149V150H19ZM100 149V148H99ZM158 149V148H157ZM195 149H189L190 151H193V152H195V151H197V149L195 150ZM217 149V148H216ZM221 149V148H220ZM223 149V148H222ZM226 149V148H225ZM249 149V148H248ZM1 150V149H0ZM7 150V149H6ZM159 150V149H158ZM161 150V149H160ZM178 150V149H177ZM186 150H188V149H186L185 148V150L184 151H186ZM188 150V151H189ZM4 151V150H3ZM10 151V150H9ZM17 151V150H16ZM22 151V150H21ZM28 151V152H29ZM97 151V150H96ZM164 151V150H163ZM13 152V151H12ZM15 152V151H14ZM18 152V151H17ZM92 152V151H91ZM157 152H159V151H156V153ZM233 152V151H232ZM2 153V152H1ZM1 153H0V156H1ZM6 153H8L7 151L5 152V154ZM92 153H94V152H92ZM91 153V154H92ZM180 153V152H179ZM3 154H4V152H3ZM19 154H21V152H19ZM18 153H16V156L17 155H19ZM94 154H96L97 155V153H94ZM173 154V153H172ZM184 154V153H183ZM195 154V153H194ZM216 154V153H215ZM8 155V154H7ZM22 155V154H21ZM33 155H36V156H38L39 158H40V164L39 163H37V164H39V168L37 167L38 165L36 164V162L34 161V156ZM93 155V154H92ZM158 155V154H157ZM179 155V154H178ZM188 155L190 156L191 154H189L188 153ZM6 156V155H5ZM86 157V161H84V162H87L86 164L88 165L87 166V169L86 170H84V168H83V165L82 166H80L81 164H80V162L82 161L81 160V158L82 157ZM99 156V155H98ZM9 157H10V152H9ZM12 157V156H11ZM17 157H19V156H17ZM16 157V158H17ZM21 157V156H20ZM19 157V158H20ZM23 157V156H22ZM94 157V156H93ZM210 157H211V155H210ZM223 157V156H222ZM1 159L3 158V157H0ZM5 158V157H4ZM4 158H3V160H4ZM26 158V157H25ZM27 158V159H28ZM38 158V159H39ZM88 158H89V160H88ZM95 158H97V156L95 157ZM101 158V157H100ZM153 158H156V157H153ZM172 158V157H171ZM191 158H193V157H191ZM218 158V157H217ZM7 159H8V157H7ZM38 159H36L35 158V160H37L38 161ZM83 159V158H82ZM224 159V158H223ZM81 160V161H80ZM88 160V161H87ZM234 160V159H233ZM240 160V159H239ZM2 160H0V162H1ZM9 161V160H8ZM23 161V160H22ZM26 161H28V160H26ZM23 162H25V160L23 161ZM99 162V161H98ZM222 162V161H221ZM229 162V161H228ZM4 163V162H3ZM14 163H12L13 165H14ZM99 163V164H100ZM211 163V162H210ZM235 163V162H234ZM233 163V164H234ZM15 164V165H16ZM212 164L213 163H211V165H207L208 167L206 168V173H208V174H211L214 170H215V168L212 166ZM230 164H231V162H230ZM172 165V164H171ZM220 165V164H219ZM229 165V164H228ZM4 166V165H3ZM195 166V165H194ZM206 166V165H205ZM232 166V165H231ZM230 166V167H231ZM85 167V166H84ZM175 167V166H174ZM196 167H197V165H196ZM195 167V168H196ZM216 167V166H215ZM228 167V166H227ZM230 167H229V169H230ZM233 167V166H232ZM5 168H2L3 170H4V172H6V171H8V170H5ZM172 168H173V166H172ZM199 168V167H198ZM198 168H196V170L198 169ZM202 168H204V167H202ZM218 168H220V167H218ZM217 168V169H218ZM38 169L39 170H41L42 171V173H39V171H38ZM175 169H177V168H175ZM190 169H192V168H190ZM201 169V168H200ZM217 169H216V171H217ZM221 169V168H220ZM120 170V169H119ZM124 170V169H123ZM126 170H124V171H126ZM170 170H171V168H170ZM185 170V169H184ZM195 170V176H194V179H196L195 177L196 176H198V175H200V173H201V171H200V173H199V171H196ZM202 170V169H201ZM205 170V169H204ZM204 170H203V172H204ZM219 170V169H218ZM222 170V169H221ZM10 171H8L9 173H10ZM113 171V170H112ZM122 171V170H121ZM168 171H169V169H168ZM176 171H179V170H176ZM176 171H173V173L174 172H176ZM187 171V170H186ZM194 171V170H193ZM127 172V171H126ZM164 172H165V170H164ZM12 173V176L10 177L11 179H9V180H11V181H9L8 179H5V178H7V176H5V178L3 179V180H7V182L6 183H8V182H10L9 183V185L11 184V182L12 183H15V182H17V181H15L14 179H16V176H17V174H13V172H11ZM19 173H18V176H17V178H19ZM107 173V172H106ZM113 173V172H112ZM168 173V172H167ZM170 173V172H169ZM173 173H171V174H168V176L170 177ZM229 173V172H228ZM1 174V173H0ZM5 174V173H4ZM7 174V173H6ZM30 174H32V173H30ZM114 174V173H113ZM112 174V175H113ZM118 174V173H117ZM116 174V175H117ZM120 174V173H119ZM127 174V173H126ZM130 174V173H129ZM174 174H176V173H174ZM178 174V173H177ZM182 174H183V172H182ZM192 174H193V172H192ZM192 174L189 176L190 178H188V175H187V178H184L185 180H184V182L186 181V179L187 180H189V179H192L193 177H192ZM214 174V173H213ZM11 175V174H10ZM9 175V176H10ZM95 175V176H94ZM115 175V176H116ZM128 175V174H127ZM131 175V174H130ZM179 175V174H178ZM201 175H204L203 173H201ZM229 175V174H228ZM227 175V176H228ZM3 175H1V177H2ZM21 176V175H20ZM23 176V175H22ZM31 176H33V175H31ZM34 176V177H35ZM94 176V177H93ZM173 176V175H172ZM175 176V175H174ZM181 176V175H180ZM1 177H0V179H1ZM98 177V176H97ZM105 177V176H104ZM126 177V176H125ZM176 177V176H175ZM174 177V178H175ZM182 177H184V175L182 176ZM199 177V176H198ZM201 177H203V176H201ZM29 178V177H28ZM44 178H43V180H44ZM106 178V177H105ZM173 178V179H174ZM177 178H178V176H177ZM200 178V177H199ZM22 179V178H21ZM27 179V178H26ZM25 179V180H26ZM34 179V178H33ZM203 179H205V178H202V181H203ZM207 179V178H206ZM206 179H205V184L207 183L206 182ZM3 180H1V181H3ZM17 180H20V179H17ZM24 180V179H23ZM45 180H44V182L43 183H45ZM168 180H170L169 178H168ZM178 180V179H177ZM183 179H179V181L181 182ZM193 180V179H192ZM199 180H201V178L199 179ZM198 180V181H199ZM208 180V179H207ZM0 181V182H1ZM42 181V180H41ZM111 182H112V180H110ZM119 181V180H118ZM196 181V180H195ZM212 181V180H211ZM226 181L228 182V179H226ZM5 181H3L2 183H4ZM19 182H21V181H18V183ZM24 182H27V181H24ZM39 182V181H38ZM146 182H148V181H146ZM177 182V181H176ZM192 182V181H191ZM190 182V184L192 185V183ZM197 182V181H196ZM203 182V183H204ZM215 182V181H214ZM238 182H240V180L239 181H237V182H235V183H238ZM94 183V182H93ZM102 183V182H101ZM101 183H99V184H101ZM152 183V182H151ZM154 183V182H153ZM162 183H165V182H162ZM203 183L202 184H200L198 187H199V189H202L203 188V191L201 192V191H199V195H198V193H196L197 191H195L194 193H196L199 197L201 196V193H203V192H205L204 191V187H202V185H203ZM235 183L233 184V185H235ZM1 184V183H0ZM21 184V183H20ZM25 184V183H24ZM41 184V183H40ZM103 184V183H102ZM104 184H105V182H104ZM118 184V185H119ZM147 184V183H146ZM174 184V183H173ZM178 184V183H177ZM176 184V185H177ZM181 184V183H180ZM187 184H188V182H187ZM194 184V183H193ZM210 184V183H209ZM216 184V183H215ZM226 184V183H225ZM239 184V183H238ZM241 184V183H240ZM3 185V187H4V185H7L8 187H9V185L8 184H2ZM2 185H0V186H2ZM12 185V184H11ZM10 185V186H11ZM22 185H23V183H22ZM46 185L44 184V187H46ZM47 185V186H48ZM107 185H108V183H107ZM164 185V184H163ZM217 185V184H216ZM229 185V183H227V186ZM229 186V187H232V186ZM242 185V184H241ZM7 186H5L6 188H7ZM21 186V185H20ZM93 186V185H92ZM91 186V187H92ZM117 186V185H116ZM123 186V185H122ZM168 186H171V185H168ZM189 186V185H188ZM188 186H186V188L188 187ZM202 188H201V187ZM213 186H214V184H213ZM14 187V186H13ZM12 186L10 187V188H7V189H5V191H3L4 193H6L5 194V197L2 199L3 200V203L4 202H6V200H4L5 198H9L8 196H10V198H9V200L11 201V199L13 198V199H15V197H16V195H15V191L17 192V187L15 188V189H12L13 188ZM25 187H26V185H25ZM42 187H43V185H42ZM147 187H148V185H147ZM172 187V186H171ZM177 187H179V186H177ZM184 187V186H183ZM205 187H207V185L205 186ZM210 187V190H209V188H208V190L205 192L206 194H203V195H207V192L208 191H212V193L214 192L215 193V189L212 187V186H209ZM221 187V186H220ZM219 187V188H220ZM235 187V186H234ZM1 188V187H0ZM18 188H19V186H18ZM32 188V187H31ZM38 188V187H37ZM49 188V187H48ZM47 188V189H48ZM94 188V187H93ZM105 188V189H104ZM116 188V187H115ZM157 188V187H156ZM155 188V189H156ZM166 187H164L163 189H165ZM175 188V187H174ZM211 188H213L212 190H211ZM233 188V187H232ZM237 188V187H236ZM247 188V189H248ZM254 188H255V186H254ZM22 189V188H21ZM28 189V188H27ZM35 189V188H34ZM46 189V190H47ZM50 189V188H49ZM117 189H120V191H121V188H117ZM117 189H115V191H117V192H119ZM125 189V188H124ZM128 189V188H127ZM154 189V190H155ZM160 189V188H159ZM168 188H166V190H167ZM172 191L171 192H173V188H170ZM179 189H181V188H179ZM184 189V188H183ZM198 189V188H197ZM245 189V188H244ZM50 190V191H51ZM126 190V189H125ZM124 190V191H125ZM151 190H153V189H151ZM153 190V191H154ZM194 190V189H193ZM206 190V189H205ZM219 189L217 188V191H218ZM220 190H222V189H220ZM235 190V189H234ZM242 190V189H241ZM262 190V189H261ZM0 191H2V189L0 190ZM7 191H8V193H7ZM127 191H129V190H127ZM127 191H125V192H127ZM157 192H158V190H156ZM165 191V190H164ZM184 191V190H183ZM217 191H216V193H217ZM257 192V190H252V189H249V190H245V191H243V192H245V194L242 192V194L243 195H247V199H248V197H249V199L252 197V195H253V199H254V196H255V193ZM19 192H22L24 195H26V193H24L23 191H19ZM52 192V191H51ZM100 192H102V194L100 193ZM114 192V193H113ZM116 192V193H117ZM122 193H123V191H121ZM156 192V193H157ZM189 192V191H188ZM221 192V191H220ZM235 192V191H234ZM22 193L20 194V196L22 195ZM28 193V192H27ZM48 193V192H47ZM94 193H97V191H95ZM100 193V194H99ZM128 193V192H127ZM131 193H132V191H131ZM153 193V192H152ZM165 193V192H164ZM168 193V192H167ZM166 193V194H167ZM173 193H175V192H173ZM178 194H179V192H177ZM183 193V192H182ZM181 193V194H182ZM211 193V194H212ZM260 192L258 191V194H259ZM262 193V195H261V197H263L264 196V191H262L261 192ZM1 194V193H0ZM32 194V193H31ZM118 194H120V192L118 193ZM124 194V193H123ZM149 194V193H148ZM165 194V195H166ZM170 194V193H169ZM211 194H209L208 193V195L210 196ZM218 194V193H217ZM240 195V197H238L237 195H235L236 196V198L238 197V200L237 201H235V203L230 207V206H228V205H226V206H228L229 208L227 209V208H225V209H223L224 208V206L225 205H221L220 204V206L216 209V207H214L216 210L215 211H218L219 209H220V207L221 206H223V208L222 209H220L218 212H216L218 215H216V217L217 216H219V217H217V218H222V219H224V223H221L222 225H223V227H224V230H223V232H222V234H221V232H220V230L218 231V226L216 225V223L214 222V219H215V221L216 220H219V219H217V218H214L215 216L213 215V214H211V218H207L206 219V221H205V223L203 224V226L199 229V230H201V231H199V232H197L198 234H195L194 235V237H193V239H192V243L190 242V245H191V249L193 250V252H191L192 254H193V259L191 260L190 259V261L188 262V263H186V264H218V260L220 259L221 261H222V263L221 264H229V259H232V262H233V258L232 257H230V250H231V242H232V239L231 238H233V236L234 235H240V236H246L248 233H249V231L248 232H244V231H242V226H244V225H247V226H250V225H248L249 223L250 224H253L252 223V221H255V218H256V216H254L255 214L254 213H256L257 212V214H258V212L260 211V212H263L264 213V210H261L260 208V206H259V208H258V206H256L255 205V203L254 202H252V203H250L249 201H247L246 200V197H244L243 195ZM3 196H4V194H2ZM1 195V196H2ZM23 195V196H24ZM43 195H44V193H43ZM53 195H54V193H53ZM103 195L101 196V197H103ZM115 195V194H114ZM113 195V196H114ZM122 195V194H121ZM127 195V194H126ZM129 195V194H128ZM145 195V194H144ZM158 194H156L155 195V193H154V196H156V197H158L159 198V196H157ZM160 195V194H159ZM192 195H193V193H192ZM195 195V194H194ZM203 195H202V197H203ZM208 195H207V197H208ZM216 195V194H215ZM215 195H214V197H215ZM257 195V194H256ZM17 196L19 197V195H18V192H17ZM35 196V195H34ZM112 196V197H113ZM150 196L152 197L153 195L152 194H150ZM150 196H148V197H150ZM154 196H153V198H152V200L154 199ZM161 196V195H160ZM182 196V195H181ZM184 196V195H183ZM197 196V197H198ZM219 196V195H218ZM17 197V199H16V202H17V204H20L19 202H21L20 201V199L23 201L22 202V204L24 203L25 205H26V203H28V204H30L29 203V201L28 200H30V196H29V194H27V198H25V196L23 197L25 200H23V198H18ZM45 197V196H44ZM52 197H54V196H52ZM121 197H123V195L121 196ZM128 197H130V196H128ZM163 197H165V196H163ZM162 197V198H163ZM191 197V196H190ZM195 197V196H194ZM196 197V198H197ZM206 197V196H205ZM213 196H211V198H212ZM213 197V198H214ZM217 197V196H216ZM257 197V196H256ZM1 198V197H0ZM40 198V197H39ZM117 198V197H116ZM119 198V197H118ZM131 198V197H130ZM137 198V197H136ZM158 198H155V199H158ZM187 198V197H186ZM12 199V200H13ZM19 199V200H18ZM28 199V200H27ZM45 199V198H44ZM105 199V198H104ZM122 199V198H121ZM149 199V198H148ZM155 199H154V201H155ZM160 199V198H159ZM159 199H158V201H159ZM208 199V198H207ZM216 199H218V198H216ZM234 199H235V197H234ZM9 200H8V202H7V204H9L10 203V205H11V202H9ZM19 202H18V201ZM28 202H27V201ZM32 200V199H31ZM34 200V199H33ZM38 200V199H37ZM36 200V201H37ZM43 200V199H42ZM103 200V199H102ZM101 200V202L103 203V201ZM106 200H108V199H106ZM123 200V199H122ZM130 200V199H129ZM146 200V199H145ZM151 200V199H150ZM150 200H147V202H150ZM173 200V199H172ZM185 200V199H184ZM190 200H192V199H188V201H190ZM198 201H199V203H200V200L199 199H197ZM233 200V199H232ZM236 200V199H235ZM252 200V199H251ZM35 201V200H34ZM35 201V202H36ZM110 201H112L111 200V198H110V200L108 201V202H110ZM117 201V200H116ZM121 201V200H120ZM119 201V202H120ZM125 201H126V199H125ZM125 201H124V203H125ZM144 201V200H143ZM198 201H196V202H198ZM203 201V200H202ZM209 201V203H210V200H208ZM253 201V200H252ZM14 202H15V200H14ZM15 202V203H16ZM105 202V201H104ZM118 202V201H117ZM117 202H115L116 204H119V205H121L122 206V204H123V202L122 203H117ZM135 202V201H134ZM137 202V201H136ZM153 202V201H152ZM163 202V201H162ZM184 202H186V200L184 201ZM195 201H192V202H190V204L186 207V205H185V207L183 208V209H185L184 211H185V213L187 212L188 213V211L190 210H192V209H190V206H195V203H194ZM206 202V201H205ZM234 202V201H233ZM1 203H2V201H1ZM54 203V202H53ZM112 203H114L113 201H112ZM145 203V202H144ZM179 203V202H178ZM182 203V202H181ZM187 203V202H186ZM203 203V202H202ZM217 203V202H216ZM215 203V204H216ZM254 203V204H253ZM28 204H27V206H28ZM39 204V203H38ZM46 204H47V202H46ZM132 204H133V202H132ZM143 204V203H142ZM149 204H151V203H146V205H149ZM153 204H155V203H152V205H150L151 207H145V208H152V206H153ZM157 204V203H156ZM183 204V203H182ZM231 204V203H230ZM229 204V205H230ZM257 204H259V203H257ZM4 205H6V204H4ZM13 205V207L16 205V204H12ZM32 205V204H31ZM119 205H116V206H119ZM158 205V204H157ZM169 205H170V203H169ZM168 205V206H169ZM173 205V204H172ZM172 205H171V207H172ZM218 205H219V203H218ZM23 207L22 208H19L20 210H21V212L22 211H24L25 210V212L27 211L28 212V210H26V209H24V205H22ZM44 206V205H43ZM55 206H57V204L55 205ZM120 206V207H121ZM125 206V205H124ZM132 206H134V205H132ZM145 206V205H144ZM144 206H143V209H144ZM159 206H161V205H159ZM164 206H166V205H164ZM164 206H163V208H164ZM181 206V205H180ZM216 206H217V204H216ZM261 206H263V205H261ZM0 207H2L1 206V204H0ZM4 207V206H3ZM8 207H9V205H8ZM10 207H12V206H10ZM26 207V206H25ZM42 207V206H41ZM53 207V206H52ZM129 207H131V206H129ZM129 207H127V208H129ZM139 207V206H138ZM137 207V208H138ZM158 207V206H157ZM157 207H155V208H157ZM182 207V206H181ZM196 207V206H195ZM4 208H6V206L4 207ZM2 209L1 211V213L3 214V212H7V210H5V209ZM16 208H18V206L16 205ZM55 208V207H54ZM101 208H102V206H101ZM106 208H108V209H106ZM126 208V209H127ZM162 208V207H161ZM174 208V207H173ZM176 208V207H175ZM198 208V207H197ZM206 208V207H205ZM1 209V208H0ZM10 209H12V208H10ZM14 209H15V207H14ZM12 209L11 211H10V213L8 214V215H5V213H4V215L6 216V218H8V225H10V226H13V224L14 223H16V218L18 217H20V219L22 218V220H23V217H21L20 216V214L18 213V209ZM125 209V208H124ZM130 209V208H129ZM129 209H128V211H129ZM134 209V208H133ZM169 209H170V206L168 207V209H167V212L169 211ZM212 209V208H211ZM262 209H264V206H263V208ZM5 210V211H4ZM9 210V209H8ZM18 210V211H17ZM32 210V209H31ZM35 210V209H34ZM33 210V211H34ZM51 210V209H50ZM139 210V209H138ZM151 210V209H150ZM174 211H175V209H173ZM178 210V209H177ZM201 210V209H200ZM33 211H31V212H33ZM48 211V210H47ZM111 211V210H110ZM122 211H123V208H122ZM126 211V210H125ZM131 211H132V209H131ZM144 211V210H143ZM164 211H165V209H164ZM189 211V212H190ZM208 211V210H207ZM214 211V210H213ZM214 211V212H215ZM9 212V211H8ZM30 212V213H31ZM155 213H157V211H154ZM152 213V215L154 216V214L155 213ZM170 212V211H169ZM169 212L167 213L168 215H169V218L168 219H170V217L172 216H170V214H169ZM178 212V211H177ZM206 212V211H205ZM0 213V214H1ZM33 213H35V212H33ZM38 213V212H37ZM40 213V212H39ZM45 213V212H44ZM43 213V214H44ZM50 213V212H49ZM127 213V212H126ZM149 213V212H148ZM160 213V212H159ZM159 213H158V215H159ZM165 213H166V211H165ZM182 213H183V211H182ZM186 213V214H187ZM212 213V212H211ZM7 214V213H6ZM21 214H25L24 212H22ZM55 214V213H54ZM123 215H124V212L122 213ZM121 214V215H122ZM145 214H147V213H145ZM176 214V213H175ZM201 214V213H200ZM260 214V213H259ZM3 215V216H4ZM26 215L27 216H29V212H28V214L26 213ZM25 215V216H26ZM32 215V214H31ZM34 215V214H33ZM56 215V214H55ZM121 215H120V217H121ZM126 215V214H125ZM133 215H135V214H133ZM138 215H139V213H138ZM149 215V214H148ZM158 215H156V216H158ZM163 215H164V213H163ZM188 215V214H187ZM262 215V214H261ZM0 216H2V215H0ZM22 216H24V215H22ZM41 216V215H40ZM60 216H59V218H60ZM116 216V217H115ZM130 216V215H129ZM128 216V217H129ZM149 217V219L150 218H152V220L151 221H153L155 218H157V217ZM161 216V218H162V214L160 215ZM33 217V216H32ZM31 217V218H32ZM37 217V216H36ZM57 217V216H56ZM127 217V218H128ZM141 217V216H140ZM207 217V216H206ZM1 218V217H0ZM30 218V219H31ZM44 218V217H43ZM110 218V219H111ZM118 218H119V216H118ZM164 218H167L166 216L164 217ZM174 218V217H173ZM220 218V219H221ZM259 218V217H258ZM20 219H18V220H20ZM33 219V221H35L34 219H36V220H39L40 219V217H39V219H37V218H32ZM31 219V220H32ZM102 219V220H101ZM109 219V220H110ZM131 219V218H130ZM138 219V218H137ZM144 219V218H143ZM143 219H141V220H143ZM146 219V218H145ZM263 219H264V216H263ZM0 220H2V218L0 219ZM41 220L42 219H40L39 221L41 222ZM46 220V219H45ZM113 220V219H112ZM117 220V219H116ZM124 220H126V219H124ZM147 220V219H146ZM157 219H155V221H156ZM170 220H172V218L170 219ZM173 220H175V218L173 219ZM259 220V219H258ZM7 221V220H6ZM38 221V222H39ZM118 221V220H117ZM140 221V220H139ZM154 221V222H155ZM166 221V220H165ZM220 221V220H219ZM18 223L16 224V225H19V227H21V225H20V223H21V221L19 222V221H17ZM24 222V221H23ZM22 222V223H23ZM26 222H27V220H26ZM25 222V223H26ZM37 222V221H36ZM37 223V224H35V226L37 225V227H39L38 226V224H42L43 223V221L41 222V223ZM50 222V221H49ZM59 222V221H58ZM103 222H105V221H103ZM107 222V221H106ZM164 222V220H162V223ZM171 222V221H170ZM256 222H257V220H256ZM264 222V221H263ZM131 223V222H130ZM1 224H2V222H1ZM1 224H0V228L2 227V230L3 229H6V228H3V227H8V226H5L6 225V222H5V225L4 226H1ZM49 224V223H48ZM52 224V223H51ZM50 224V225H51ZM54 224V223H53ZM105 224V223H104ZM139 224H141V223H139ZM153 224V222L151 223V225ZM155 224H158V223H155ZM167 224H169V222L167 223ZM172 225L173 224H175V222L174 221H172V223H171ZM171 224H169V226H171ZM220 224V225H221ZM260 224H262V223H260ZM264 224V223H263ZM26 225V224H25ZM45 225V224H44ZM113 226V224H111V222H110V226ZM118 225V224H117ZM123 225V224H122ZM132 225V224H131ZM135 225V224H134ZM137 225V224H136ZM176 225V224H175ZM197 225V224H196ZM200 225H202V224H200ZM10 226L8 227L10 230H11V228H10ZM24 226V225H23ZM41 226H43V225H40V227H39V229H40V231H39V229H37V231L40 233L41 232ZM107 226V225H106ZM105 226V227H106ZM252 226V225H251ZM254 226H255V224H254ZM264 226V225H263ZM19 227H18V229H19ZM26 228H28L29 227V224L28 225H26L25 226ZM36 227V228H37ZM125 227H127V226H125ZM125 227H123V230L125 229ZM144 227L146 228V230H147V228H148V226L147 225H145V223H144ZM154 227V226H153ZM152 227V228H153ZM159 227V226H158ZM157 227V228H158ZM172 227V226H171ZM171 227H170V233L172 234V232H171V230L175 227V226H173L172 227V229H171ZM7 228V229H8ZM23 228V227H22ZM21 228V229H22ZM45 228V227H44ZM120 228H122V227H120ZM129 228L130 227H127V229H128V231H129ZM217 228V229H216ZM264 228V227H263ZM262 228V229H263ZM6 229V230H7ZM9 229H8V231L5 233V234H3V233H0L1 235H0V242H1V239H4V237H5V240H3L1 243L4 245V241L6 242V240L8 239V238H6V234L8 235L7 237H9V239L7 240V241H9V242H6V243H8V245H10V248H11V246H12V248H13V245L15 244V243H12V245H11V242L13 241V240H15V242L17 241V240H19L20 238L21 239H24V237L22 238V237H20V238H18L17 240H16V235L18 234L16 231H15V229H13L14 231L13 232H15V234H13L12 232L10 233L9 232ZM23 229H25V228H23ZM22 229V230H23ZM29 229H30V227H29ZM34 229V228H33ZM32 229V230H33ZM43 229V228H42ZM46 229H48V228H46ZM45 229V230H46ZM56 229V228H55ZM105 229V230H104ZM118 230L117 232H115L114 230ZM133 230L135 229V230H137V232H138V230L140 231V228L139 227H137V226H135V227H133L132 228ZM151 229V228H150ZM176 229V228H175ZM192 229V228H191ZM197 229V228H196ZM196 229H195V231H196ZM218 231V232H220V234H218V232H216V230ZM220 229V228H219ZM248 229H250V227H248ZM253 229V228H252ZM50 230V229H49ZM122 230V229H121ZM144 229H142V231H143ZM158 232H159V230L158 229H156ZM163 230V229H162ZM251 230V229H250ZM4 231V230H3ZM12 231V230H11ZM24 231V230H23ZM37 231H36V229H34L33 230V233L35 232V233H37ZM51 231H53L52 229H51ZM157 231L155 232L156 234H157ZM161 231V230H160ZM198 231V230H197ZM254 231H255V229H254ZM263 231H264V229H263ZM2 232V231H1ZM27 232H28V229H27ZM124 231H122L121 232V234L123 233ZM132 232V231H131ZM143 232H145V231H143ZM166 231H164V232H162V234L163 233H165ZM193 232L194 231H192V234H193ZM9 233V234H8ZM23 233H25V231L23 232ZM42 233V232H41ZM49 233V232H48ZM48 233H46V234H48ZM55 233V232H54ZM155 233H153V234H155ZM173 233H175V232H173ZM11 234H13V235H15V236H13L12 235V237L13 238H15V239H12V241H10V239H11ZM20 234H21V231H20ZM20 234H18L19 236H22V235H20ZM38 234V233H37ZM116 234V235H115ZM170 234V235H171ZM189 234V233H188ZM187 234V235H188ZM26 235H27V233H26ZM33 235H35V234H33ZM32 235V236H33ZM52 235V234H51ZM64 235V236H65ZM88 235L90 236V243H89V240H88ZM151 235H152V233L150 234V238L149 239H151L152 237H153V235H152V237H151ZM166 235H167V233H166ZM173 235V234H172ZM181 235V234H180ZM186 235V234H185ZM37 236V235H36ZM46 236V235H45ZM48 236V235H47ZM127 236V235H126ZM129 236V235H128ZM174 236V235H173ZM172 236V237H173ZM3 237V238H2ZM41 237H43V236H41ZM52 237V236H51ZM59 237V236H58ZM134 237V236H133ZM147 237H149V234H148V236ZM156 237V238H155ZM155 237H153L151 240H153V239H155L157 242H158V239L159 240H161L164 236H162L161 235V239L160 238H157V236H155ZM158 237H160L159 235H158ZM166 237V236H165ZM165 237L163 238V239H165ZM175 237V236H174ZM191 238H192V235L190 236ZM190 237L189 236H187L186 238V240H188V238H189V240H191L190 239ZM39 237H37V238H35V239H38ZM53 238V237H52ZM65 238H67V237H65ZM128 238V239H127ZM127 238H125V240L127 239V241H128V243H127V246L129 247V248H131L132 250H136V252L139 250V249H142V247H140L141 245V243L139 244L138 242H135V240H133V242H131L132 241V239L133 238H131V236H129V237H127ZM176 238V237H175ZM26 239V238H25ZM34 239V240H35ZM129 239H131L130 241H129ZM163 239H162V242H163ZM172 239V238H171ZM177 239V238H176ZM180 239V241H182L181 240V237L179 238ZM27 240V239H26ZM33 240V241H34ZM39 240V239H38ZM56 240V239H55ZM54 240V241H55ZM62 240H64V238L62 239ZM155 240H153L154 242H156ZM173 240V239H172ZM175 240V239H174ZM186 240H184V241H186ZM41 242H44L43 240H40ZM118 241V240H117ZM127 241H125V242H127ZM165 241V240H164ZM167 241H169L168 240V238H167ZM18 243L19 242H21L20 240L19 241H17ZM28 243V240L27 241H25V243ZM47 242H49V241H47ZM46 242V243H47ZM63 242V243H64ZM130 242V243H129ZM149 242V241H148ZM6 243H5V245H6ZM25 243H23V244H25ZM40 243V242H39ZM49 243H53V242H49ZM61 243H62V241H61ZM110 243V242H109ZM150 243V242H149ZM175 242L173 241V242H171V244H174ZM179 243V242H178ZM184 243V242H183ZM182 243V244H183ZM1 244V245H2ZM19 244H21V243H19ZM22 244V245H23ZM28 244H30V243H28ZM38 244V243H37ZM37 244H36V246H37ZM148 244V243H147ZM151 245H153L154 246V243L151 241V243H150ZM160 244H162L163 245V243H160ZM159 244V242H158V244L157 245H160ZM0 245V246H1ZM2 245V246H3ZM4 245V246H5ZM8 245H7V247H8ZM21 245V246H22ZM39 245H41V244H39ZM38 245V247H42V248H46V246H47V248L49 249V247H51V245L49 246V245H47L46 244V246H45V244L43 243L42 244V246H39ZM156 245V244H155ZM168 244H166V246H167ZM184 245V244H183ZM3 246V247H4ZM25 246L28 248V245H26L25 244ZM24 246V247H25ZM31 246V245H30ZM45 246V247H44ZM49 246V247H48ZM60 246V245H59ZM126 245H124L123 247H125ZM146 246V245H145ZM161 246V245H160ZM171 246V245H170ZM6 247V246H5ZM4 247V248H5ZM16 248H19L20 247V245L18 246H15ZM23 247V250L25 249ZM31 247H33V246H31ZM64 248L66 247L65 246V243H64V246H63ZM94 248V250H93V248ZM148 247H150L149 248V250H152L151 251V254H152V252H155L154 251V249L153 248H157V247H159V246H155V247H151V246H149L148 245ZM172 247H174V246H172ZM182 247V246H181ZM1 248V247H0ZM9 248V249H10ZM62 248V247H61ZM60 248V249H61ZM107 248V247H106ZM109 248V247H108ZM156 248H155V250H156ZM176 248V247H175ZM184 248V247H183ZM233 248H234V244H233ZM232 248V249H233ZM2 250H4L5 251V249H3V248H1ZM8 249V248H7ZM6 249V250H7ZM21 250H22V248H20ZM30 250H29V252H25L26 250L28 251V249H25L24 251L22 250V251H20V250H18L19 252H23V255L25 256L26 255V257H28V256H31V255H28L27 253H29V254H31V250L33 249H31V248H29ZM67 251H68V249L67 248H65ZM112 249V248H111ZM165 249H166V247H165ZM168 249V248H167ZM166 249V250H167ZM170 249L172 250V248L170 247ZM169 249V250H170ZM1 250V251H2ZM13 250H15V249H13ZM12 250V251H13ZM35 250V249H34ZM36 250H37V248H36ZM43 250V249H42ZM45 250H47V249H45ZM158 250V249H157ZM163 250H164V248H163ZM169 250H167V251H169ZM175 249H173V251H174ZM180 250V249H179ZM190 250V249H189ZM234 250V249H233ZM0 251V253L2 254V252ZM44 251V250H43ZM50 251V250H49ZM49 251H44L43 253H48ZM54 251V250H53ZM65 251V250H64ZM66 251V252H67ZM70 251V250H69ZM70 251V252H71ZM75 251V252H74ZM144 251V250H143ZM160 251H161V248H160ZM160 251H157V253H159ZM173 251H170V253L171 252H173ZM191 251V250H190ZM9 252V251H8ZM17 252V251H16ZM61 252V251H60ZM63 252V251H62ZM65 252V253H66ZM117 252V251H116ZM141 252V251H140ZM237 252V251H236ZM4 253V252H3ZM9 253H11V252H9ZM13 253V252H12ZM21 253H18L17 255L19 256ZM26 253V254H25ZM125 253V252H124ZM148 253H149V251H148ZM147 253V254H148ZM156 253V252H155ZM161 254L163 253V252H160ZM13 254H15V252L13 253ZM51 254H53L52 252L51 253H49L48 255H44V256H42L41 257V261H47V258H48V261L52 258L53 259V257L54 256H49V255H51ZM55 254V253H54ZM68 254H69V252H68ZM114 254L116 255V256H114ZM136 254V253H135ZM146 254V255H147ZM150 254V253H149ZM150 254V255H151ZM161 254H159V255H161ZM167 254H168V252H167ZM166 254V256H168ZM173 253H171V255H172ZM188 254V253H187ZM232 254V253H231ZM35 255V254H34ZM37 255V254H36ZM41 255V254H40ZM67 255V254H66ZM65 255V256H66ZM150 255L149 256H147V257H150ZM163 255V254H162ZM171 255L169 256L170 258H171ZM174 255V254H173ZM181 255V254H180ZM233 255V254H232ZM231 255V256H232ZM1 256V255H0ZM3 256V255H2ZM5 257H7V253H6V255H4ZM21 256H22V254H21ZM50 257V259H49V257ZM69 255H67V257H68ZM75 256V255H74ZM77 256V257H78ZM121 256H123V255H121ZM128 256V255H127ZM145 256V255H144ZM191 256V255H190ZM34 257H36V256H34ZM39 257V256H38ZM64 257V256H63ZM70 257H72V256H69L68 258H70ZM129 257V256H128ZM135 257H136V255H135ZM135 257L134 258H132V260H130L131 259V256H130V258H128V260H127V264H130L129 263V260H130V262L132 263V262H135V264H140L141 263V260H135V261H133V259H135ZM146 257V258H147ZM153 257V256H152ZM159 257V256H158ZM168 257V258H169ZM233 257H234V255H233ZM1 259H2V257H0ZM13 258V257H12ZM14 258H16V256L14 257ZM42 258H46L45 260H42ZM60 258V257H59ZM65 258V257H64ZM121 258H124V256L123 257H121ZM125 258H126V256H125ZM157 257H156V255H155V259H156ZM164 258V257H163ZM166 258V257H165ZM172 258H174L173 256H172ZM178 258V257H177ZM183 258V257H182ZM185 258H187V256L185 257ZM188 258H189V256H188ZM23 259H26L27 260V258H23ZM30 259V258H29ZM38 259H40V257L38 258ZM56 259H57V257H56ZM73 259V258H72ZM79 259V258H78ZM139 259V258H138ZM184 259V258H183ZM8 260L9 259H7V262H8ZM14 260V259H13ZM26 260H24V261H26ZM55 260V259H54ZM70 260V259H69ZM148 260H149V258H148ZM152 260V259H151ZM154 260V259H153ZM158 260H160V258L159 259H157V261ZM170 260V259H169ZM236 260V259H235ZM4 261H6L5 259H4ZM3 261V262H4ZM10 261V260H9ZM17 260L15 259V262H16ZM40 261V260H39ZM41 261H40V263H41ZM47 261V262H48ZM51 261H53V260H51ZM51 261L50 262H48V263H51ZM78 261H80L81 262V260H78ZM123 261H125L126 262V259L125 260H123ZM162 261V260H161ZM165 261V260H164ZM176 260H174V262H175ZM22 262H23V260H22ZM46 262V263H47ZM53 262H55V261H53ZM58 262V261H57ZM153 262H155V261H152V263ZM170 263V261H165V263ZM172 262V261H171ZM174 262H173V264H174ZM183 262H185V261H183ZM11 262H9V264H10ZM17 264L19 263V262H16ZM29 263V262H28ZM32 263V262H31ZM45 263V264H46ZM56 263V262H55ZM124 263V262H123ZM151 263V264H152ZM158 263V262H157ZM156 263V264H157ZM161 263H163V262H161ZM168 263V264H169ZM177 263V262H176ZM182 263V262H181ZM180 263V264H181ZM27 264V263H26ZM32 264H38V263H32ZM42 264H44V263H42ZM51 264H53V263H51ZM58 264V263H57ZM134 264V263H133ZM144 264V263H143ZM160 264V263H159ZM171 264V263H170ZM178 264V263H177ZM230 264H233V263H231V261H230Z\"/></svg>", "mask_w": 264, "mask_h": 264}]
</instances>
